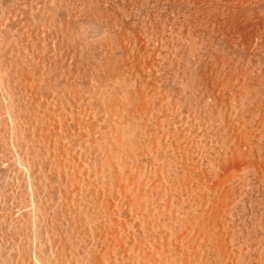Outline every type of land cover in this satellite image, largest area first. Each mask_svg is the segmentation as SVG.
Here are the masks:
<instances>
[{
	"label": "bare ground",
	"instance_id": "bare-ground-1",
	"mask_svg": "<svg viewBox=\"0 0 264 264\" xmlns=\"http://www.w3.org/2000/svg\"><path fill=\"white\" fill-rule=\"evenodd\" d=\"M115 2V0H112ZM123 1V0H122ZM126 0H124L123 2H125ZM132 1V0H131ZM139 1V0H137ZM142 1V0H140ZM146 2H150L148 0H145ZM154 1V0H153ZM167 1V0H166ZM169 1V0H168ZM229 1V0H228ZM244 1V0H243ZM242 1V2H243ZM246 1V0H245ZM257 1V0H255ZM8 3V4H5ZM21 1L20 0H0V14H1V17L3 18L4 16H2L3 14L2 13H5L6 14V11H7V15H5V18L6 17H9L8 14L10 13L11 14H14L15 16L16 15H26L28 16V20L31 18V25L28 26L30 24V21L28 22L27 19V25L26 27L28 26V30L27 31H24L26 28L24 27V29H22L24 31V34L23 32L21 33V31H19V37L21 36V38L18 37V39H16L15 37L12 38V36H14V31H13V35H10V38L7 40V42H4L3 43V39L1 38V36L3 35L4 36V33L2 35H0V114L2 116V113H4L2 117L3 118V122L2 124L0 123V127L2 125V127L4 126V124L7 125V128H10L11 127V131L8 133V134H12L14 133V135L18 132L17 130L20 125V123L23 122V118L24 116H26V114L24 115L23 112L25 113H28L27 115H30L32 117H35L33 118L34 120L36 119V123L39 125L40 127V130H42V128L45 129V136H46V142L49 144L51 142H53L52 144V149H49L50 150V153L53 152L52 154V158L53 160L55 159V157H58V155L55 153V151H58L59 148H61L62 146V141L64 140H60V138L62 137L59 132H57L60 128L62 127L64 124H67V123H72L71 121H75L78 123L81 124V122L83 121H80V119L78 117H75L73 114L72 116H74L73 118H69L68 116V113H73L75 110V106L78 105V100L80 99L79 97H82L80 93L78 96V100L76 98L77 94H78V90L77 88L81 86V83L83 82L82 78H80L82 76V65H84L85 63L87 64V67L84 68L86 69V76L89 75L91 77V79H89V76H88V81H89V87H88V91L86 92L88 94V101L89 103H93L95 101V97L97 100L98 99V96L101 95L99 94L98 95V92L100 93L102 91V89H100L101 87L103 88L104 86L103 83L99 82L101 87L97 88L99 90H96V87L97 84H96V77L99 78L97 76V74L99 73L98 69L99 66L101 67L102 65V68L105 67L106 71H105V74H106V77L108 78V80L110 81H113L111 82L112 84L109 85V82L107 81V79H105V84H107L108 88L105 89V87L103 89H105L103 92H104V95H101V101L107 96L109 95H112L113 94H116V95H112L113 98L116 97V101L114 102V104L112 103L114 101V99L112 98H108L113 100L111 102V100H109L111 102V107L115 109L116 108V111L114 112V114L117 116L118 118H121V123L124 122V125L121 123H116V121L118 120H115L114 117H116L115 115H112L113 117L109 120V122H107V126H106V130L105 131H109L107 133H105V131L101 134V137H98L97 138L95 137L96 134H92L94 135V139L92 137V140L93 141V144H92V150L91 152H95L94 154V161L96 164H98V162L102 161V164L100 162V165L101 166H98V165H92L89 161V164H91V169L87 167V165L85 164H82L81 165L79 164L80 162L78 160H76L75 158L77 157H74L73 159H75L73 163H69L68 165L66 164L65 166L62 165V167H64L63 169L60 168L61 166H59V168L61 169V172H59L58 174H60L62 177V179L65 181V178L63 177L62 173L64 175H66L65 177L68 179H66L68 182L64 183V186L67 185L68 189L66 188V193L68 194V192L70 193L69 196L71 195L72 197H68L70 198L69 201H72L73 202V205L71 208H74L76 214H78V217L75 216L76 214H70V216H75V218L77 217L78 220L83 223L84 227H85V230L86 231H90L89 234L88 232L85 231V237L87 236L86 233L89 235L88 237H93L92 241L94 243L93 244H90L92 249H90V245L88 246L89 250L85 248L86 251H82L80 252L79 254H83L86 252V255H80L81 256V259L82 260H79L78 257H75L74 259H78V263L76 264H118V260L121 259L123 260L121 262V264H264V243H262V246L260 248V252H258V250H255L253 249L254 246H256V244H252V252L257 251V253H259V256H253L252 252L249 257H250V261L248 260L249 258H247V263L244 261V263H241V251L242 250H239L241 248V246L237 247L236 244H237V239H235V236L237 234L234 233V221L235 219L239 216H237V212H235V208L237 207L236 203L238 201H240V198L242 200V198L244 197L243 194H242V191L243 190H246V186L250 183H248L246 185L247 182H250L249 180L251 178V181L254 180V182H256V177H257V182L261 184V182L264 184V159H260V160H263V161H260V160H256L258 157H256V155L254 154L255 152L253 151L256 147L255 144H257L258 142L254 143L253 140H252V136L251 134L249 133H246L245 131H241L244 126L243 124H241V119L239 117L236 118V115H235V112L237 111V107L236 109L234 110V106L236 105H231L230 109L229 107H227L228 111L226 113H228L227 115L230 116V117H227V118H230L229 119V124L232 123L231 125V128L232 130L231 133H233V129L235 130L234 132V135L236 133V135L232 138V141L234 139L235 143H232L234 144V146L231 148V151L230 150H226V151H230V152H226L224 154H220L218 159L217 158V155L220 151H217L218 153L214 156L215 158H212L213 156L212 155H209V151L208 153H206V149L205 150H193V148H191L192 146L194 147V145L190 144V141L188 144L184 143V140L183 138L184 137H181V135H179L178 132H181L179 130H182V129H179L180 125L178 126V122L179 120H177V123H176V119H175V115L172 116L171 114H174V113H179V109L173 113V109H172V106L174 107L175 105H173L171 103V97L169 95H164V91H162V94L160 93V95L158 94L159 91H157L156 93L157 94H154L155 93V89H156V85L158 86V84H154L155 80L153 81V88L151 90L154 89V92L150 93L148 92V90L146 89V85L147 82V76L145 75V73L143 74V72L146 70H144L143 72H141V70L139 69L137 72H141L139 74L134 73V77H131L128 79V77H126L128 80H129V83L126 87H120L117 83L118 79H116L117 77H120V75H124L123 73L125 71H123L125 69V66L126 65H130V64H138L137 62L139 61V63H142L143 60H148V58L146 59L145 57V54H143V50L141 49L142 46H144V44L146 45V43H151V42H155V39H153V37L155 36V34L147 37V38H143V36H141L139 34V30L140 28L138 29H131V26L128 27L129 25V16L131 17V15H127L128 13H132L134 12V10L132 12H129L126 13L124 12V8L123 6L125 7V5H122V8H123V12L122 14H126V15H123L124 17H122V19L120 18H116L117 16L115 15V18H114V14L115 12L114 11V3L111 2L110 0H22V2L20 3ZM121 2V1H120ZM145 2V3H146ZM173 2V1H172ZM227 2V1H226ZM233 2V1H232ZM240 2V1H239ZM117 3H118V7H120L121 5L119 4L118 0H117ZM117 3L115 2L116 6H117ZM122 3V2H121ZM130 3V2H129ZM143 4L144 3V0L141 2ZM154 3V2H153ZM153 3L151 5H153ZM203 3V2H202ZM217 3V2H216ZM231 3V2H230ZM238 3V1H236V3L233 4V7L234 9H236L235 5ZM244 3V2H243ZM249 3V2H248ZM128 5V3H125ZM134 4V3H133ZM139 4V3H138ZM137 3L135 5H138ZM158 3L156 2L155 5H157ZM165 4V3H164ZM182 4V3H181ZM204 4V3H203ZM210 4V3H209ZM227 4V3H225ZM240 4V3H239ZM242 4V3H241ZM257 4V3H255ZM120 5V6H119ZM126 5V6H127ZM132 5V4H131ZM142 6V4H140ZM139 5V6H140ZM155 5L153 7H155ZM171 5V4H170ZM193 5V4H192ZM195 5V4H194ZM243 5V4H242ZM246 5V4H245ZM250 5V4H249ZM252 5V4H251ZM115 6V7H116ZM133 6V5H132ZM131 6V7H132ZM159 6V5H157ZM156 6V7H157ZM162 6V5H161ZM166 6V5H165ZM196 6V5H195ZM206 6V5H205ZM229 6V5H228ZM227 6V8H228ZM241 6V5H240ZM239 6V7H240ZM254 6V5H253ZM251 6V7H253ZM259 6V5H258ZM128 7V6H127ZM146 7V6H145ZM148 7V5H147ZM146 7V8H147ZM152 7V6H151ZM154 9L153 11H155L156 8H153ZM164 7V5L162 6ZM224 7V6H223ZM232 7L231 10H233V12L235 13L236 11V14H233L231 11H227L230 15L227 14L225 15L223 13V15L225 16H228L229 18H227V20H223L221 19L222 21H219L220 23V26H222L221 28L223 29V31H225V36H226V32L229 33V35L231 36L230 40L228 41H231V42H234V39H239L238 38V33L237 32H243L245 30L249 31L250 29H252L254 26H257V22H256V17L254 18V16H252L251 18H249L248 16H250L248 14V16L246 17L245 15H243L242 13H240L238 11V9L234 10ZM238 7V8H239ZM249 7V6H248ZM114 8V9H113ZM117 8V7H116ZM130 8V7H129ZM128 8V9H129ZM144 8V7H143ZM171 8V7H170ZM193 8V7H192ZM204 8V7H203ZM217 8V7H216ZM219 8V7H218ZM226 8V5L225 7ZM226 8V9H227ZM231 7H229V10H230ZM121 9V8H120ZM119 9V11L121 12V10ZM127 9V8H125ZM127 9V10H128ZM137 9V8H136ZM141 9V8H140ZM139 9V10H140ZM158 9V8H157ZM165 9V8H164ZM180 9V7H179ZM198 9V8H197ZM209 9V8H208ZM246 9V8H244ZM258 9V8H257ZM261 9V8H259ZM113 10V11H112ZM145 10H149V9H145ZM168 10V9H167ZM185 10V9H184ZM192 10V9H191ZM195 10V9H194ZM203 10V9H202ZM222 10V9H221ZM228 10V9H227ZM242 10H243V6H242ZM241 10V11H242ZM250 10L252 11V9L250 8L249 11H248V8L246 9V11L249 13ZM116 11V9H115ZM131 11V10H130ZM152 11V10H151ZM150 11V12H151ZM177 11V10H176ZM190 11V9H189ZM225 11V10H224ZM245 11V10H244ZM260 11V10H259ZM262 11V10H261ZM113 12V13H111ZM140 12V11H139ZM144 12V11H143ZM148 12V11H147ZM174 12V10H173ZM179 12V10H178ZM223 12V11H222ZM231 12V14H230ZM142 13V11H141ZM149 13V12H148ZM156 13V11H155ZM162 13V12H161ZM259 13V12H258ZM113 14V15H112ZM117 14V13H116ZM120 14V13H119ZM118 14V15H119ZM137 14V12H136ZM139 14V13H138ZM144 14V13H143ZM167 14V12H166ZM172 14V13H171ZM199 14V12H198ZM215 14V13H214ZM220 14V13H219ZM254 14V13H253ZM262 14L264 15V13L262 12ZM260 14V16L262 15ZM19 15V16H20ZM146 15V13H145ZM150 16V14H148ZM147 15V16H148ZM156 14H154V16H156ZM193 15V14H192ZM252 15V13H251ZM120 16V15H119ZM152 16V14H151ZM169 17V15H167ZM190 16V15H189ZM203 16V15H202ZM210 16V15H209ZM208 16V17H209ZM13 17V16H12ZM17 17V16H16ZM14 17L15 19H17V21L19 20L18 17L16 18ZM21 17V16H20ZM19 17V18H20ZM30 17V18H29ZM106 17V18H105ZM146 17V16H145ZM158 17V16H157ZM188 17V15L186 16ZM185 17V18H186ZM2 18H1V21H2ZM13 18V20H14ZM58 20H57V19ZM132 18V17H131ZM130 18V19H131ZM135 18V17H134ZM165 18V17H164ZM182 18V17H181ZM184 18V17H183ZM196 18V17H195ZM200 18V16H199ZM207 18V17H206ZM221 18V17H220ZM219 18V19H220ZM224 18V17H223ZM262 18V17H260ZM9 18H7L6 20H8ZM23 18L21 17L20 20H22ZM111 19V21H110ZM113 19V20H112ZM126 19V21L124 20ZM133 19V18H132ZM140 18H138L139 20ZM151 19V18H150ZM158 19V18H157ZM161 19V18H160ZM55 20H57L58 22V25L55 23ZM142 20V19H140ZM144 20V18H143ZM142 20V21H143ZM154 20V19H153ZM175 20V19H174ZM178 20V19H177ZM0 21V22H1ZM7 21H4L7 23ZM16 21V22H17ZM128 21V22H127ZM157 21V20H156ZM187 21V20H186ZM190 21V20H189ZM11 21H9L10 23ZM14 22V21H13ZM25 22V21H24ZM130 22H132L130 20ZM144 22V21H143ZM147 22V21H145ZM144 22V23H145ZM150 22V21H149ZM168 22V21H167ZM197 22V21H196ZM216 21H214L215 23ZM34 23L36 26H34ZM134 23V22H133ZM142 23V22H141ZM140 23V25H142ZM152 23V22H151ZM157 23V22H156ZM155 23V24H156ZM163 23V22H162ZM170 23V22H168ZM181 23V22H180ZM184 23V22H183ZM186 23V22H185ZM199 23V22H198ZM208 23V22H207ZM2 24V23H1ZM154 24V25H155ZM187 24H188V21H187ZM213 24V23H212ZM4 25V24H3ZM1 25V26H3ZM9 25V24H8ZM24 25V24H23ZM38 25V26H37ZM131 25V24H130ZM133 25V24H132ZM147 24H145L146 26ZM151 25V24H150ZM164 25V24H163ZM174 25V24H172ZM192 25V24H191ZM199 25V24H198ZM6 26V25H5ZM12 26H15L12 25ZM10 26V27H12ZM19 26V24H18ZM136 26V24H135ZM139 26V24H138ZM144 26V27H145ZM181 26V25H180ZM215 26V24H214ZM22 27V26H21ZM22 27V28H23ZM140 27H143V26H140ZM152 27V26H151ZM154 27V26H153ZM165 27V26H163ZM182 27V26H181ZM194 27V26H193ZM201 27V25H200ZM216 27V26H215ZM1 28V27H0ZM7 28V27H6ZM14 28V27H13ZM16 28H17V25H16ZM146 28H148L146 26ZM158 28V27H157ZM189 28V27H188ZM191 28V27H190ZM199 28V27H198ZM205 28V27H204ZM208 28V27H207ZM206 28V30H207ZM210 28V27H209ZM264 28V27H263ZM3 29V27H2ZM131 29V31L129 30ZM154 29V28H153ZM161 29V28H160ZM195 29V28H194ZM201 29V28H200ZM220 29V28H219ZM249 29V30H248ZM258 29V28H257ZM4 30V29H3ZM6 30V29H5ZM4 30V31H5ZM11 30V29H10ZM16 30V31H17ZM142 30V28H141ZM144 30V29H143ZM148 31V29H146ZM157 30V29H156ZM182 30V29H180ZM193 30V29H192ZM212 30V28H211ZM214 30V29H213ZM212 30V31H213ZM218 30V29H217ZM216 30V31H217ZM256 28L252 31L255 32ZM260 30V29H259ZM9 32V30H7ZM17 31V32H18ZM152 31V30H151ZM158 31V30H157ZM165 32V30H162ZM167 31V30H166ZM172 31V34H173V29L171 30ZM175 31V30H174ZM187 31V30H186ZM190 31V30H189ZM194 31V30H193ZM198 31V30H197ZM203 31V29H202ZM210 31V30H209ZM208 31V33H209ZM215 31V30H214ZM246 31V32H247ZM11 32V31H10ZM16 32V33H17ZM142 32V31H140ZM144 32V31H143ZM176 32V31H175ZM174 32V33H175ZM178 32V30H177ZM191 32V31H190ZM195 32V31H194ZM221 32V30H220ZM251 32V30H250ZM259 32V31H258ZM257 32V33H258ZM2 33V31L0 32V34ZM48 34L50 33V37H47L46 38H50V39H46V38H43L45 36H43V34ZM149 33V32H148ZM153 33V32H152ZM159 33V32H158ZM171 33V32H170ZM252 33V32H251ZM256 33V32H255ZM8 34V33H6ZM10 34V33H9ZM18 34L16 36H18ZM151 34V33H150ZM161 34V33H160ZM179 34V33H178ZM205 34V33H203ZM214 34V33H213ZM144 35V34H143ZM145 35L148 36L145 32ZM168 35V34H167ZM171 35V34H169ZM168 35V36H169ZM175 37L176 35L173 34ZM190 35V36H189ZM189 38L191 37L192 34L189 33ZM215 35V34H214ZM222 35V34H221ZM228 35V36H229ZM237 35V36H236ZM240 35V34H239ZM250 35V34H249ZM256 35V34H255ZM258 35V34H257ZM24 36V37H23ZM158 34V39L162 36H160ZM166 36V35H165ZM172 36V35H171ZM180 36L181 33H180ZM179 36V37H180ZM205 36V35H203ZM208 36V35H207ZM206 36V37H207ZM224 36V37H225ZM226 36V38L228 37ZM236 36V37H235ZM260 36V35H259ZM258 36V37H259ZM7 37V36H6ZM23 37V38H22ZM156 37V36H155ZM170 37V36H169ZM183 37V36H182ZM201 37V36H200ZM212 37V36H211ZM235 37V38H234ZM241 37V35H240ZM257 37V36H255ZM263 37V36H262ZM164 38V39H163ZM167 37H162L160 40H167L165 39ZM193 38V36L191 37ZM195 38V37H194ZM202 38V37H201ZM200 38V39H201ZM222 38V37H221ZM13 42V40H15ZM52 39V41H51ZM158 39L157 40V43H158ZM169 39V38H168ZM173 40L171 41H174L175 38H171ZM187 40V38H185ZM204 39V38H202ZM201 39V40H202ZM220 39V38H219ZM218 39V40H219ZM228 39V38H227ZM226 39V40H227ZM236 39V42L238 43L239 41ZM241 39V38H240ZM11 40L12 44L10 43ZM45 40L47 41V44L45 45ZM51 42H49V41ZM163 44L166 43L165 41H163ZM170 40V39H169ZM177 40V39H176ZM175 40V42H177ZM183 40V39H182ZM185 40V41H186ZM191 40V39H189ZM254 40V39H253ZM258 40V39H257ZM264 40V39H263ZM261 40V41H263ZM148 41V42H147ZM192 41V40H191ZM195 41V40H194ZM211 41V40H210ZM225 41V40H224ZM49 42V44H48ZM160 42V43H162ZM184 42V41H183ZM205 41L202 40V45L205 44L204 43ZM223 42V41H221ZM230 42V43H231ZM52 43V44H51ZM169 43V41L167 42ZM182 43V42H181ZM188 45H189V42H187ZM195 43V42H194ZM201 44V42H199ZM208 43V41H207ZM218 43V41H217ZM224 43V42H223ZM4 44V45H3ZM11 44V46H7V45ZM53 45L54 44V47L53 46H48V45ZM153 44V43H152ZM151 44V45H152ZM155 44V43H154ZM170 44L174 45L176 43H171ZM178 44L180 46H182L179 42ZM177 44V45H178ZM209 44V43H208ZM212 46H214L215 44L212 42L211 43ZM227 44V42H226ZM235 44V43H234ZM233 44V45H234ZM255 44V43H254ZM158 45V44H157ZM156 45V46H157ZM178 45V46H179ZM185 45V44H184ZM183 45V46H184ZM192 45V43H191ZM197 45V44H196ZM195 45V47H196ZM206 45V44H205ZM218 45V44H217ZM222 45V44H221ZM256 45V44H255ZM262 45V44H261ZM4 46V47H3ZM5 46H7L8 48H6ZM150 46V45H149ZM153 46V45H152ZM155 46V45H154ZM171 46V45H169ZM176 46V45H175ZM173 46V47H175ZM187 46V45H186ZM185 46V47H186ZM190 46V45H189ZM198 46V45H197ZM227 46V45H226ZM245 46V45H244ZM258 46V45H257ZM52 48V49H49ZM147 47V46H146ZM144 47V48H146ZM172 47V46H171ZM172 47V48H173ZM184 47V48H185ZM200 47V46H199ZM202 47V46H201ZM217 47V46H216ZM234 47V46H233ZM253 47V46H252ZM262 47V46H261ZM168 48V47H167ZM179 48V47H178ZM181 48V47H180ZM206 48V47H205ZM210 46L207 48L209 49ZM212 48V47H211ZM223 48V47H222ZM230 48V47H229ZM245 48V47H244ZM249 48V46H248ZM149 49V47H148ZM157 49V47H156ZM177 49V48H176ZM187 49V48H185ZM191 49V48H190ZM197 49V48H196ZM200 49V48H199ZM242 49V48H241ZM52 50V51H50ZM142 50V51H141ZM179 50V49H178ZM194 50V49H193ZM201 50V49H200ZM203 50V49H202ZM206 49H204L203 52H206L205 51ZM229 50V49H228ZM251 50V49H250ZM263 50V48H262ZM160 51V50H159ZM183 51V50H182ZM187 50H185V52L183 53H186ZM191 51V50H190ZM216 51V50H215ZM227 51V50H226ZM231 51V50H230ZM5 52H8L7 54ZM143 52V53H141ZM176 52V51H175ZM193 52V51H192ZM200 52V51H199ZM198 52V53H199ZM245 52V51H244ZM191 53V52H189ZM188 53V54H189ZM197 53V54H198ZM209 53V51H208ZM212 53V52H211ZM211 53L209 55H211ZM243 53V52H241ZM6 54V55H5ZM144 55L143 57L145 58H141L142 55ZM154 54V53H153ZM169 54H171L169 52ZM175 54V53H173ZM180 54V53H179ZM193 54V53H191ZM196 54V56H197ZM200 54V53H199ZM229 54V52H228ZM244 54V53H243ZM263 54V53H262ZM155 55V54H154ZM158 55V54H157ZM177 55V52L176 54ZM187 55V54H186ZM185 56V60L187 59ZM194 55V54H193ZM192 55V56H193ZM202 55V54H201ZM207 55L206 54V58H207ZM213 55V54H212ZM152 56V55H151ZM150 56V58H151ZM162 57V55H160ZM165 56V55H164ZM182 56V55H181ZM180 56V57H181ZM191 56V55H190ZM189 56V57H190ZM199 56V55H198ZM229 56V55H228ZM176 57V56H175ZM209 57V56H208ZM241 56H239L240 58ZM260 57V56H259ZM176 58H179V57H176ZM203 58V56L201 57ZM206 58L204 57V59L206 60ZM245 58V57H244ZM143 59V60H142ZM164 59V58H163ZM182 59V58H181ZM191 57L190 59V62H191ZM200 59V58H199ZM196 58V60H199ZM223 59V58H222ZM260 59V58H259ZM158 60V59H156ZM173 60V59H172ZM180 60V59H179ZM178 60V61H179ZM184 60V61H185ZM203 60V59H202ZM203 60V62L205 61ZM209 60L210 57H209ZM141 61V62H140ZM144 61V63H145ZM151 60H149V63H150ZM154 61V59H153ZM174 61V60H173ZM177 61V62H178ZM181 61V60H180ZM187 61V60H186ZM185 61V62H186ZM195 61V60H194ZM263 61V60H262ZM88 62V63H87ZM171 62V61H170ZM210 62V61H209ZM233 62V61H232ZM264 62V61H263ZM83 63V64H81ZM116 63H120L121 65V68H123L122 72L120 74H116V72L118 71L119 72V69H113V67H115L116 65L114 64ZM148 63V61H147ZM174 63V62H173ZM176 63V62H175ZM179 63V62H178ZM183 63V62H181ZM188 63V62H187ZM231 63V62H230ZM97 64H99V66H96ZM101 64V65H100ZM112 64V65H111ZM151 64V63H150ZM154 64V63H153ZM156 64H161V63H156ZM170 64V63H169ZM193 64V63H192ZM264 64V63H263ZM114 65V66H113ZM144 65V64H143ZM166 65V64H165ZM187 65V64H186ZM203 65V64H202ZM201 65V66H202ZM205 67H206V63L204 64ZM204 65L202 67L199 66V62H198V66L196 64V67L200 68L201 70H199L200 74H199V77H198V74L196 77H190L192 78L191 80H189L190 82L193 81V79L195 78V80L198 81V87H196L197 89L200 88L202 89V91L200 90V93L202 92L203 94L206 93L205 96L207 98V102L210 101L211 103H206V101H204L207 106L209 104V107H210V104H212L214 106V103L216 102V106L215 109L219 107V109L221 108V112H225V104L226 102H223L224 100V96L225 94L223 93V91L225 92V90H223L222 88V85H219L220 83L216 82L217 80L213 81V78H212V81L217 83V85H215V87L213 86V82L212 84L209 83L210 80H211V76L209 74H207V71L204 67ZM223 65V64H222ZM228 65V64H227ZM58 66H61L62 69H60L59 71V68ZM89 66H92L90 67L89 69ZM111 68H109V67ZM131 66V65H130ZM134 66V65H133ZM151 66H153L151 64ZM179 66V64H178ZM177 66V67H178ZM189 64H188V70H191L189 69ZM81 67V68H80ZM118 67V66H116ZM135 67V66H134ZM141 67H144V66H141ZM161 67V66H160ZM171 67V66H170ZM193 67V66H190V68ZM195 67V68H196ZM129 68V67H128ZM196 68V69H197ZM207 68V67H206ZM232 68V66H231ZM109 69V70H108ZM176 69V68H175ZM184 69V68H183ZM194 69V71L196 70ZM209 69V68H208ZM89 70V71H88ZM103 71V69H101ZM112 70V71H111ZM114 70V72H113ZM117 70V71H116ZM158 70V69H157ZM165 70V69H164ZM184 70H187V69H184ZM261 70V69H260ZM264 70V69H263ZM97 71V72H96ZM149 71H150V68H149ZM148 71V72H149ZM159 71H162V70H159ZM180 71V70H178ZM84 72V70H83ZM104 72V71H103ZM152 73V71H150ZM184 72V71H183ZM197 72V73H199ZM222 72V71H221ZM260 72V71H259ZM85 73V72H84ZM128 73V72H127ZM131 73V72H130ZM129 73V74H130ZM158 73V71H157ZM176 73V72H174ZM190 73H194V72H191ZM196 73V72H195ZM225 73V72H224ZM104 74V76H105ZM126 74V72H125ZM153 74V73H152ZM160 74V73H158ZM164 74V73H163ZM185 74V72H184ZM188 74V73H187ZM232 73H230L231 75ZM261 74V73H260ZM102 75V74H101ZM101 75H99L100 77H102ZM117 75V76H116ZM156 75V74H155ZM182 76H185L183 75V73L181 74ZM194 75V74H193ZM209 75V77H208ZM233 75V74H232ZM115 76V77H114ZM126 76V75H125ZM130 76V75H129ZM150 76V75H148ZM159 76V75H158ZM156 76V77H158ZM161 76V75H160ZM178 76V74H177ZM234 76V75H233ZM236 76V75H235ZM239 76V75H237ZM236 76V78H237ZM247 76V74H246ZM245 76V77H246ZM105 77V78H106ZM151 77V76H150ZM169 77V76H168ZM198 77V78H197ZM223 77V76H222ZM257 77V76H256ZM63 80H62V79ZM103 78V77H102ZM177 78V77H176ZM181 78V77H180ZM226 78V77H225ZM240 78V77H239ZM80 79V80H79ZM82 79V80H81ZM104 79V78H103ZM120 79V78H119ZM162 78H160L161 80ZM247 79V78H246ZM245 79V81H246ZM262 79V78H261ZM53 80L57 81L56 83L58 84L59 82L62 83V81L66 82L67 84H69V86L67 85L66 86V83H62L61 85H65L66 87H73L72 89H74V95H75V98H71L70 99V104H65L61 103V105L58 107L59 109L56 110L55 106H58L56 104H58L57 102H59L61 99H59L60 97V93L57 94L58 90H59V86L60 85H57L55 84V81L52 82ZM61 80V81H59ZM102 80V79H100ZM125 80V79H124ZM123 80V81H124ZM153 80V79H152ZM168 81V79H166ZM175 80H178V79H175ZM181 83L183 85V88L186 89L185 87L189 88L190 86V82L188 81H185L184 79H181ZM195 80L193 82H195ZM224 80V79H223ZM233 80V79H232ZM264 80V78L262 79V81ZM81 81V82H80ZM148 81V80H147ZM172 81V80H171ZM170 81V82H171ZM180 82V80H178ZM177 81V83H178ZM196 81V82H197ZM235 81H238V80H235ZM259 81V80H258ZM261 81V82H262ZM80 82V84H79ZM98 82V81H97ZM107 82V83H106ZM163 82H164V79H163ZM174 82V80H173ZM172 82V83H173ZM240 82V81H239ZM88 83V82H87ZM84 82V84H87ZM124 83V82H122ZM156 83H159V82H156ZM161 83V82H160ZM165 83V82H164ZM168 83V82H167ZM175 83V82H174ZM176 83V85H177ZM189 83V85H188ZM225 83V81H224ZM223 83V84H224ZM228 83V82H227ZM236 83V82H235ZM245 83V82H244ZM54 84V85H53ZM120 84V83H119ZM127 84V83H126ZM180 83H178L179 85ZM194 83H192L191 85H193ZM211 84L212 87H209V85ZM233 84V83H232ZM257 84V83H256ZM57 85V86H55ZM80 85V86H79ZM160 85V84H159ZM163 85V83H162ZM161 85V87H162ZM171 85V83L169 84ZM174 84H172L171 86H173ZM181 85V84H180ZM181 85V87H182ZM196 84H194L195 86ZM242 85V84H241ZM240 85V87H241ZM260 85V84H259ZM64 86V87H65ZM84 86H87V85H84ZM106 86V87H107ZM149 86V88H150ZM155 86V87H154ZM189 86V87H188ZM194 86H191L190 89H192ZM224 86V85H223ZM230 86V85H228ZM239 86V85H238ZM244 86V85H243ZM242 86V87H243ZM56 87V88H55ZM63 87V86H62ZM160 87V86H159ZM158 87V88H159ZM163 87H165L163 85ZM162 87V88H163ZM168 87V86H167ZM176 86H174L175 88ZM179 87V86H177ZM225 87V86H224ZM231 87V86H230ZM247 86H244V88H246ZM256 87V86H255ZM68 88V89H69ZM157 88V90H158ZM254 88V87H253ZM263 88V87H262ZM58 89V90H57ZM64 89V88H63ZM67 89V88H66ZM86 89V88H85ZM188 89V90H190ZM195 89V88H193ZM192 89V90H193ZM231 89H233L231 87ZM71 90V89H70ZM69 90V91H70ZM147 90V91H146ZM150 90V91H151ZM189 91L190 93H193L194 91ZM248 90V89H247ZM63 91V90H62ZM60 90V92H62ZM83 91V90H82ZM81 91V92H82ZM86 90H84V93H85ZM196 91V90H195ZM198 91V90H197ZM243 91V90H242ZM260 91V90H259ZM264 91V90H262ZM199 92V91H198ZM197 92V93H198ZM246 92V90H245ZM248 92V91H247ZM63 93V92H62ZM72 90H71V94H72ZM166 93V92H165ZM201 93V94H202ZM229 93V92H228ZM231 93V92H230ZM251 93V92H250ZM249 93V94H250ZM255 93V92H254ZM261 93V92H260ZM87 94H84V95H87ZM107 94V95H105ZM184 94V92L182 93ZM187 95V91L185 93ZM195 94V93H194ZM194 94H191L192 96ZM202 94V95H203ZM227 94V93H226ZM257 94V92H256ZM56 95V96H54ZM159 95V96H158ZM176 95V94H175ZM191 95H187V99H185L184 102H186V100H188V96L190 97ZM198 96L199 93L197 94ZM197 95H194L195 97H197ZM200 96L199 98L200 99H195L194 98V101L195 100H199L200 102H202L201 100V97L203 98V96ZM231 95V94H230ZM233 95V94H232ZM236 95V93H235ZM234 95V96H235ZM238 95V94H237ZM236 95V96H237ZM244 95H246L244 93ZM258 95V94H257ZM257 95H254V97L256 98ZM104 96V98H103ZM181 96V95H179ZM193 96V97H194ZM229 96V95H228ZM233 96V97H234ZM240 99H241V93H240ZM237 96V97H239ZM250 95H248L249 97ZM252 96V95H251ZM59 97V98H58ZM71 97V96H70ZM74 97V96H73ZM100 97V96H99ZM111 97V96H110ZM236 97V98H237ZM248 97L246 99V96L244 98V100L246 99L247 102H248ZM252 97V98H254ZM259 97V96H258ZM264 98V96H262ZM85 97V99H87ZM105 98V100H106ZM175 98V97H174ZM250 98V97H249ZM254 98V99H255ZM262 98V99H263ZM73 99L75 100V102L77 103H74L73 102ZM82 99L81 98V101L79 100V103L81 102L82 103ZM173 99V98H172ZM180 99V97H179ZM193 99V98H191ZM204 99V98H203ZM233 99V98H232ZM231 99V100H232ZM261 99V98H260ZM94 100V101H93ZM97 100H96V103H97ZM175 100V99H174ZM176 100H178V98H176ZM243 100V98L241 99ZM253 100V99H252ZM86 100H84L85 102ZM86 101V102H88ZM173 101V100H172ZM179 101V100H178ZM177 101V102H178ZM191 101V100H190ZM189 101V102H190ZM193 101V102H194ZM198 101V102H199ZM228 101V99H227ZM234 102L235 99H233ZM233 101H231L233 103ZM251 101V98L249 100V102ZM260 101V100H259ZM68 102V101H66ZM83 102V103H84ZM85 102V104H86ZM176 102V103H177ZM182 102V100H181ZM188 102V101H187ZM192 102V101H191ZM190 102V104L192 105V103ZM214 102V103H213ZM229 102V101H228ZM245 102V101H244ZM244 102H240L239 103H243ZM80 103V104H81ZM82 103V104H83ZM88 103V105H89ZM103 103V102H101ZM109 104V102H107ZM174 103V102H173ZM197 101L194 103L196 105ZM230 103V102H229ZM263 103V102H262ZM60 104V102H59ZM75 104V105H74ZM80 104L78 105V107L80 106ZM81 104V106H83ZM84 104V105H85ZM94 104V105H93ZM91 104V107L92 109L91 110H88L90 112L87 113V115H92V111H94L95 109L93 108L96 104L95 102ZM98 104H100L98 102ZM113 104V105H112ZM182 104V103H181ZM186 104V103H185ZM206 104H203L206 106ZM237 104V102H236ZM261 104V102H260ZM259 104V105H260ZM55 105V106H54ZM74 105V109H73V106ZM93 105V106H92ZM102 105L106 106L105 103H103ZM101 105V106H102ZM179 105V104H178ZM183 105V104H182ZM187 105V104H186ZM227 105V104H226ZM230 105V104H229ZM251 105V104H250ZM255 105V104H254ZM263 105V104H262ZM100 106V105H99ZM98 106V108H99ZM108 106V105H107ZM110 106V105H109ZM108 106V108H109ZM185 106V105H184ZM189 106V105H188ZM194 106V105H193ZM203 106L202 109H206V107ZM223 108H222V107ZM233 106V107H232ZM244 106V105H243ZM241 106V107H243ZM84 107V106H83ZM97 107V106H96ZM95 107V108H96ZM178 107V106H176ZM175 107V108H176ZM199 107V106H198ZM198 107H195V108H198ZM202 106H200L199 108L201 109ZM246 107V106H245ZM250 107V106H249ZM55 108V110H54ZM85 108V107H84ZM83 108V109H84ZM87 108V106H86ZM88 108V109H89ZM96 108V109H98ZM101 108V107H100ZM99 108V109H100ZM194 108V107H193ZM212 106H211V109L212 110ZM244 108V107H243ZM259 108V107H258ZM3 109V110H2ZM77 109V108H76ZM105 109V107L103 108ZM102 109V111H103ZM110 109V108H109ZM189 109V108H188ZM216 109V110H217ZM224 109V110H223ZM240 110V108H238ZM245 109V108H244ZM250 109V108H249ZM256 109V108H255ZM79 110H82L81 107ZM191 110V109H190ZM208 110V109H207ZM209 110V111H210ZM239 110L237 111V113L239 112ZM243 110V109H241ZM240 110V112H241ZM248 110V109H247ZM4 111V112H2ZM86 111V110H85ZM84 112V114L86 115V112ZM170 111L172 112L170 115L172 116V119L174 117V121L170 118V120L173 121V126H172V129H171V126L169 127L168 125H171L169 123L171 122H168V127L164 124H166V121L168 120L166 118L167 115H169L168 113H170ZM181 111V109H180ZM185 111V110H184ZM188 111V110H187ZM193 111V110H192ZM195 111V109H194ZM202 111V110H201ZM199 111V113L201 112ZM215 110H213L214 112ZM220 111V110H219ZM218 111V113H219ZM76 112V111H75ZM74 112V113H75ZM77 112H78V109H77ZM76 112V113H77ZM81 112V111H80ZM82 112V113H83ZM104 112V111H103ZM105 112H110V110L107 111V109H105ZM196 112H198L196 110ZM204 112V111H203ZM203 112L201 113V116L203 115ZM208 112V111H207ZM246 112V111H245ZM244 112V113H245ZM251 112V111H250ZM253 112H254V109H253ZM181 113V112H180ZM179 113V114H180ZM188 113V112H187ZM212 113V112H211ZM236 113V114H237ZM247 113V112H246ZM256 113V112H255ZM260 113V112H259ZM264 113V112H263ZM103 114V113H102ZM167 114V115H166ZM195 114V113H194ZM204 114H206V111L204 112ZM222 114V113H221ZM240 114V113H239ZM243 114V113H242ZM71 115V114H70ZM107 116L109 115L106 114ZM105 115V117H107ZM182 115V113H181ZM188 115V114H187ZM199 115V114H198ZM220 115V114H218ZM244 115V114H243ZM242 115V117H243ZM81 116V115H80ZM177 116V114H176ZM180 116V115H179ZM177 116V117H179ZM191 116V115H190ZM211 117V114L208 115ZM216 116V114H215ZM222 116V115H221ZM220 116V117H221ZM237 116H240V115H237ZM257 116V115H256ZM32 117L31 120H32ZM109 117V116H108ZM116 117V118H117ZM168 117V116H167ZM182 117V116H180ZM187 117V116H186ZM192 117V116H191ZM21 118V119H20ZM75 118V119H74ZM101 118V117H100ZM99 118V119H100ZM103 118V117H102ZM202 119V117H199V119ZM206 118V117H205ZM204 118V119H205ZM209 118V117H207ZM213 118H216L213 117L210 118V119H213ZM244 118V117H243ZM248 118H250L248 116ZM27 119L28 116H27ZM107 119V118H106ZM124 119V120H123ZM167 119V120H165ZM180 119V118H179ZM187 119V118H186ZM203 119V120H204ZM224 119V117H223ZM246 119V118H245ZM262 119V118H261ZM1 120V119H0ZM21 120V122H19ZM25 120V119H24ZM30 120V119H29ZM30 120V121H31ZM70 120V121H69ZM85 120V119H84ZM92 120L93 119H89ZM104 120V119H103ZM129 120H133V121H129ZM165 120V121H164ZM198 120V119H197ZM209 120V119H207ZM214 120V119H213ZM218 120V119H217ZM257 120V119H256ZM33 121V120H32ZM87 121V119L85 120V122ZM120 121V120H119ZM164 121V122H163ZM182 121V120H181ZM186 122V120H184ZM193 121V120H192ZM195 121V119H194ZM193 121V122H194ZM201 121V120H200ZM205 121V120H204ZM221 121V119L219 120ZM263 121V120H262ZM261 121V122H262ZM26 122V121H25ZM29 122V121H27ZM135 124H131V123H134ZM191 122V121H190ZM196 122V121H195ZM198 122V121H197ZM207 121H205L206 123ZM209 122V121H208ZM212 121H210V124H211ZM214 122V121H213ZM217 122V121H216ZM225 122V121H224ZM244 122V121H243ZM260 122V121H259ZM32 123V122H30ZM89 124V121L87 122ZM129 125L127 126L126 125ZM176 123V124H174ZM180 123V122H179ZM182 123V122H181ZM204 123V122H203ZM204 123V124H205ZM215 123V122H214ZM246 123V122H245ZM244 123V125H245ZM25 124V123H24ZM24 124H22V126H24ZM28 124V123H26ZM35 124V122H34ZM37 124L34 125L37 127ZM83 124L85 123H82V126ZM87 124V125H88ZM96 124V123H95ZM104 125V122L102 123ZM221 124V123H220ZM247 124V123H246ZM263 124V123H262ZM5 125V126H6ZM31 125V124H30ZM72 125V124H71ZM102 125V126H103ZM114 125V127H113ZM132 125V126H130ZM186 125V124H185ZM183 125V126H185ZM208 125V124H207ZM215 125V124H214ZM223 125V124H222ZM228 125V124H226ZM69 126V125H68ZM102 126H100L102 128ZM188 126V125H187ZM199 126V125H198ZM201 126V125H200ZM199 126V127H200ZM206 126V125H205ZM264 126V125H263ZM27 127V126H26ZM64 127H67V126H64ZM76 127V126H75ZM78 127V126H77ZM99 125H98V128H100ZM180 127V128H181ZM189 127V126H188ZM198 127V128H199ZM203 127V126H202ZM208 127V126H207ZM210 127H213L210 125ZM228 127V126H227ZM257 127V126H256ZM6 128V127H4ZM25 128V127H24ZM33 128V127H32ZM35 128V127H34ZM72 128V126H71ZM100 128V129H101ZM170 128V129H169ZM196 128V127H195ZM258 128V127H257ZM2 129V128H1ZM23 129V128H22ZM54 131H53V130ZM63 129V128H62ZM70 129V127H69ZM73 129V128H72ZM80 129V128H79ZM86 129V128H85ZM168 129V130H167ZM190 129V128H189ZM201 129V127H200ZM208 129V128H206ZM226 129V128H225ZM245 129V128H244ZM243 129V130H244ZM247 129V128H246ZM263 129V127H262ZM5 129H3L4 131ZM21 130V129H20ZM35 130V129H34ZM49 130H52V132H55V135L53 136V140H49V138L53 135V133L49 132V134H52L51 136H47L46 135V131H49ZM65 130V129H64ZM95 129L93 128L92 129V133ZM216 130H217V127H216ZM8 131V130H7ZM17 131V132H16ZM30 131V130H29ZM75 131V130H74ZM84 131V130H83ZM184 131V130H183ZM196 131V130H195ZM220 131V130H219ZM227 131V130H226ZM240 131L243 132L242 134H240ZM260 131V130H258ZM6 132V131H5ZM21 132V131H19ZM24 132V131H23ZM38 132V131H37ZM81 132V131H80ZM96 132V131H94ZM100 132V131H99ZM189 132V131H188ZM191 132V131H190ZM198 132V131H197ZM225 132V131H224ZM223 132V133H224ZM4 136L3 137H0L1 138H4L5 137V133L1 132ZM7 133V132H6ZM27 133V132H26ZM25 133V134H26ZM35 133V131H34ZM33 133V134H34ZM40 133H43L42 131H40ZM85 133V132H84ZM89 133V132H88ZM182 133V132H181ZM210 133V132H208ZM213 133V132H212ZM215 133V132H214ZM18 134L20 133H17V135L15 136H18ZM66 134V133H65ZM64 134V135H65ZM183 134V133H182ZM207 134V133H206ZM13 135V134H12ZM28 135V134H27ZM42 135V134H41ZM99 135V134H97ZM186 135H188L189 137V134L186 133ZM209 135V134H208ZM217 135V133H216ZM222 135V134H220ZM219 135V136H220ZM258 135V134H257ZM260 135V133H259ZM262 135L264 136V134L262 133ZM0 136H2L0 134ZM9 137H11L10 135H8ZM29 136V135H28ZM30 136H33V135H30ZM39 136V135H37ZM44 136V135H43ZM82 136V135H81ZM200 136V135H199ZM202 136V135H201ZM207 136V135H206ZM23 138V135L21 133V136H20V139ZM26 137V136H25ZM41 137V136H40ZM64 137V136H63ZM71 137V136H70ZM73 137V135H72ZM87 137V136H86ZM187 137V138H188ZM222 137V136H221ZM229 137V136H228ZM43 138V137H41ZM48 138V139H47ZM66 138V137H64ZM74 138V137H73ZM186 138V136H185ZM184 138V139H185ZM219 138V137H218ZM226 138V136H225ZM231 138V137H229ZM256 138V137H255ZM9 140V138H7ZM5 138V141L7 140ZM11 139V138H10ZM13 139V137H12ZM11 139V140H12ZM19 138L17 137V140ZM51 139V138H50ZM71 139V138H70ZM81 139V138H80ZM190 139V137L188 138ZM187 139V140H188ZM221 139V138H220ZM260 139V138H259ZM16 140V138L14 137V141ZM16 140V141H17ZM27 140V139H26ZM29 140V139H28ZM33 140V139H32ZM35 140H36V137H35ZM39 141V139H37ZM186 140V141H187ZM201 140V139H200ZM205 140V139H204ZM217 140V139H216ZM219 140V139H218ZM227 140V139H226ZM4 141V140H3ZM24 141V140H23ZM22 140L20 142L24 143ZM34 141V140H33ZM48 141H51V142H48ZM67 141V140H66ZM64 141V142H66ZM85 141V140H84ZM185 141V142H186ZM192 141V140H191ZM198 141V140H197ZM211 141V140H210ZM215 141V140H214ZM258 141V140H257ZM261 141V140H260ZM9 142V141H8ZM20 142H19V148H20ZM29 142V141H28ZM30 142H31V138H30ZM27 143V146L29 147L31 145V143ZM40 142V141H39ZM42 142V140H41ZM62 142V143H60ZM80 142V141H79ZM82 142V141H81ZM80 142V143H81ZM193 142V141H192ZM196 142V141H195ZM222 142V141H221ZM220 142V143H221ZM230 142V143H231ZM4 145H5V142H3ZM10 143V142H9ZM15 143V142H14ZM13 143V144H14ZM18 143V142H17ZM21 143V145H22ZM44 143V142H42ZM46 143V144H47ZM85 143V142H84ZM88 143V142H87ZM197 143V142H196ZM195 143V144H196ZM207 143V142H205ZM227 144L226 146L228 145H231V144ZM0 144H2V141L0 142ZM6 144H8L6 142ZM12 142L11 144L9 145L8 148H10L11 145H13ZM30 144V145H29ZM33 144V142H32ZM45 144V145H46ZM72 144V143H70ZM76 144V143H75ZM91 144L89 145V147L91 146ZM17 145V144H16ZM24 147L25 144H23ZM34 145V144H33ZM36 145V143H35ZM39 145V144H38ZM68 145V144H67ZM74 145V144H73ZM78 145V144H77ZM84 145V144H83ZM87 145V144H86ZM85 145V146H86ZM197 145V144H196ZM200 145V143H199ZM205 145V144H204ZM219 145V144H218ZM260 145V144H258ZM17 146V147H18ZM44 146V145H43ZM42 146V147H43ZM47 146V145H46ZM50 146V144H49ZM48 146V147H49ZM58 146H60L58 148ZM64 146V145H63ZM63 146H62V150H63ZM72 146V145H71ZM210 146V145H209ZM217 146V145H216ZM225 146V145H224ZM223 145H221L222 148H226L224 147ZM2 147H3V144H2ZM12 147V146H11ZM13 147H16L15 145ZM22 147V146H21ZM32 147V146H31ZM40 147V145H39ZM69 147V146H68ZM74 147V146H73ZM84 147V146H83ZM82 147V149H83ZM200 148V146H198ZM196 147V148H198ZM219 147V146H218ZM4 148V147H3ZM33 148V147H32ZM35 148V147H34ZM33 148V149H34ZM88 148V146H87ZM91 148V147H90ZM90 148L88 149L90 151ZM195 148V149H196ZM202 148L203 145H202ZM228 148V147H227ZM258 148V147H257ZM264 147H261V149L263 150L264 152ZM6 149H7V146H6ZM13 149V148H12ZM10 149V150H12ZM15 149V148H14ZM13 149V150H14ZM37 146H36V151H37ZM48 149V148H47ZM66 149V148H65ZM71 149V148H70ZM85 149V148H84ZM83 149V151H84ZM212 149V148H211ZM230 149V147H229ZM260 148L257 149V152L256 154H259V152H261V149L259 151ZM3 150V149H2ZM9 149H7L8 151ZM8 151V153H10L11 151ZM40 150V149H39ZM38 150V151H39ZM53 150V151H52ZM73 150V148H72ZM75 150V149H74ZM210 150V148H209ZM218 150V149H217ZM256 150V149H255ZM4 151V150H3ZM20 151H21V148H20ZM25 151V150H24ZM28 151L32 154H34L36 151H34V153L32 152V149H28ZM47 151V150H45ZM52 151V152H51ZM61 151V150H60ZM215 151V150H214ZM222 151V149H221ZM254 152V156H251L252 153L251 152ZM13 152V151H12ZM23 152V150H22ZM49 152V151H47ZM62 153H64L63 151H61ZM68 152V150H67ZM82 152V150H81ZM87 152V151H86ZM224 152V151H223ZM223 152H220V153H223ZM8 153H5V155ZM20 154H22L21 152H19ZM27 153V152H26ZM42 153L41 151L38 152V154ZM65 153H66V150H65ZM90 153V152H89ZM211 153V152H210ZM38 154L35 153V155L38 156ZM45 154V153H44ZM67 154V153H66ZM85 154V153H83ZM211 154H214V153H211ZM261 154L263 155L264 153L261 152ZM5 155L2 154V156L4 157ZM15 155V154H14ZM23 155V154H22ZM26 155V154H25ZM23 155V156H25ZM30 157H31V160H32V155L29 153ZM90 155V154H89ZM221 155H223L221 157ZM10 156V155H9ZM13 156V155H12ZM20 156V155H19ZM34 156V155H33ZM41 156H44V155H41ZM46 156V155H45ZM44 156V157H45ZM48 156V155H47ZM60 156V155H59ZM62 156V155H61ZM67 156V155H66ZM74 156V155H73ZM83 156V155H82ZM87 156V155H85ZM92 156V155H91ZM91 156H90V159H91ZM251 156V158H255V160H251V162L253 164H251L250 160H249V163L250 165H254L255 162H256V166L253 167L254 169L256 168L258 171L257 173V176H254V173L252 174V176L254 177H251L250 176H247L246 179H244V177L246 176H240V175H245L243 170H247L249 168H251V172L253 171L252 167L250 165H246L247 168L245 166H243L244 161H246L247 163V158H249ZM259 156V155H257ZM8 157V156H7ZM18 157V156H17ZM22 159V156H20ZM29 157V156H27ZM49 157V156H48ZM51 157V156H50ZM64 157V156H63ZM261 158V156H259ZM6 158V156L4 157V159ZM11 158V157H10ZM13 158V157H12ZM19 158V157H18ZM62 158V157H61ZM149 158V159H148ZM250 158V159H251ZM264 158V156H263ZM2 159V158H1ZM17 159V158H16ZM24 159V158H23ZM22 159V160H23ZM28 159V158H27ZM30 159V158H29ZM41 159V158H40ZM47 159V158H46ZM70 159V158H69ZM80 159V157H79ZM83 159V158H82ZM81 161L83 163H85L84 160ZM87 159V157L85 158V160ZM148 159V160H147ZM259 159V158H258ZM11 160V159H10ZM15 160V159H14ZM26 160V159H25ZM31 160L24 162L25 165L27 166L28 162H30ZM52 160V159H51ZM63 160V159H62ZM66 160V158L64 159ZM4 161V160H3ZM21 161V160H20ZM37 161H40V160H37ZM43 161V160H42ZM47 161V160H46ZM44 161V163L46 162ZM50 161V160H49ZM70 161V160H69ZM12 162V161H11ZM19 162V161H17ZM22 162V161H21ZM32 162H34L32 160ZM31 162L30 164V167H29V171L31 172L34 171V169H30L31 168V165L33 164ZM66 162V161H65ZM71 162V161H70ZM79 162V163H78ZM148 162V164H147ZM6 163V162H5ZM14 163V162H13ZM12 163V164H13ZM39 163V162H38ZM57 163H58V160H57ZM87 163V161H86ZM22 164V163H21ZM20 164V165H21ZM34 164H37V163H34ZM32 165L33 168L35 165ZM41 164V163H40ZM63 164V163H62ZM70 164H72L71 166H69ZM88 164V163H87ZM5 165V164H4ZM3 165V166H4ZM7 165V164H6ZM23 165V164H22ZM56 165H59V164H56ZM84 165L86 166V168H88L87 172L84 170L86 168H84ZM241 165H242V168H246V169H243L240 173L239 170H241ZM15 166V165H14ZM38 166V164H37ZM41 166V165H40ZM39 166V167H40ZM55 166V165H54ZM93 166H96L93 167ZM100 167V169H98V167ZM250 166V167H249ZM9 167V166H8ZM57 167V166H56ZM93 167V168H92ZM249 167V168H248ZM5 168V166H4ZM9 168H13L12 165L11 167ZM22 168V167H21ZM25 168V167H24ZM37 168V167H36ZM46 168V167H44ZM58 168V167H57ZM2 169V168H1ZM0 169V170H1ZM27 169V168H26ZM38 169V168H37ZM51 169V168H50ZM53 169V168H52ZM102 169V170H101ZM7 170V169H6ZM10 170V169H9ZM22 170V169H21ZM25 170V169H24ZM42 170V169H41ZM48 170V169H47ZM100 170V171H99ZM14 171V170H13ZM28 171V170H27ZM36 171V170H35ZM34 171V174L36 173ZM40 172V170H38ZM37 171V172H38ZM46 171V169H45ZM54 171V170H52ZM83 171L85 172L83 174ZM256 171V170H254ZM253 171V172H254ZM1 172V171H0ZM3 172V170H2ZM7 172V171H6ZM38 172V173H39ZM58 172V171H57ZM243 172V173H242ZM247 172H249V170H247ZM249 172V173H251ZM10 173V172H9ZM13 173V172H12ZM19 173V172H18ZM22 173V172H21ZM24 173V172H23ZM22 173V174H23ZM240 173V175H239ZM2 174V173H1ZM5 174V173H4ZM3 174V175H4ZM29 174H32L29 173ZM45 174V173H44ZM43 176H46L44 175ZM55 174V173H54ZM57 174V173H56ZM55 174V175H56ZM248 174V173H246ZM258 174H259V177H258ZM9 175V174H7ZM17 175V174H16ZM250 175V174H249ZM19 176V175H18ZM29 175H27L28 177ZM34 176V175H33ZM17 177V176H16ZM23 177V176H22ZM21 177V178H22ZM36 177V176H34ZM59 177L56 176V178ZM243 177V178H242ZM249 177V178H248ZM14 178V177H13ZM25 178V177H24ZM38 178V177H37ZM42 178V177H41ZM48 178V176H47ZM15 179V178H14ZM13 179V180H14ZM29 179V177L27 178ZM33 179V177H32ZM36 179V178H35ZM60 179V178H57V180ZM3 180V179H2ZM10 180V179H9ZM20 180V179H19ZM18 180V181H19ZM22 180V179H21ZM26 180V179H25ZM24 180V181H25ZM40 180V179H38ZM45 180V179H44ZM48 180V179H47ZM55 181V179H52ZM61 180V179H60ZM62 180V181H63ZM87 180V181H86ZM259 180H262V181H259ZM27 181V180H26ZM29 181V180H28ZM34 181V180H33ZM33 181L31 182L32 183V188L33 185H35L36 181L34 182L35 184H33ZM42 181V180H41ZM59 181V180H58ZM70 181V183H69ZM51 182V181H49ZM15 183V182H14ZM19 183V182H18ZM22 183V181L20 182ZM19 183V184H20ZM27 183V182H26ZM29 183V182H28ZM31 183H29L31 185ZM58 182H56V185H57ZM63 183V182H62ZM69 183V186L68 184ZM23 184V183H22ZM46 184V183H43V185ZM59 184V183H58ZM252 184V182H251ZM256 184V183H255ZM262 184V186H263ZM9 185V184H8ZM26 185V184H25ZM29 185V186H30ZM50 186V184H48ZM47 185V186H48ZM62 185V184H61ZM71 185V186H70ZM254 185V184H252ZM7 186V185H6ZM5 186V187H6ZM36 186H38L36 184ZM35 186V188H36ZM51 186H54V184H52ZM50 186V187H51ZM60 186V185H59ZM251 186V185H250ZM40 187V185H39ZM58 187V186H57ZM261 187V186H260ZM15 188V187H14ZM34 188V189H35ZM38 188V187H37ZM42 188V186H41ZM54 188V187H53ZM52 188V189H53ZM71 188V189H70ZM262 189L264 187H261ZM25 189V188H24ZM28 189H30L28 187ZM27 189V190H28ZM46 189V187H45ZM260 189V188H259ZM23 190V189H21ZM42 190V189H41ZM64 190V189H63ZM62 190V191H63ZM253 190V189H252ZM33 192H38L37 189H35V191L32 189ZM30 191V192H32ZM48 191V190H47ZM248 191V190H247ZM263 191V190H262ZM21 195V191H19ZM28 192V191H27ZM36 192L34 194H36ZM43 192V191H42ZM54 192V191H53ZM246 192V191H245ZM13 193V192H12ZM23 193H24V190H23ZM264 193V192H263ZM1 194V193H0ZM7 194V193H6ZM17 194V193H16ZM32 193H30L31 195ZM59 194V192H58ZM66 194V196H68ZM3 195H5L3 193ZM28 195V194H27ZM39 195V194H38ZM48 195V192L47 194H45V196ZM50 195V194H49ZM48 195V196H49ZM57 195V194H56ZM65 195V193H64ZM254 195V194H253ZM25 196V195H24ZM35 196V195H34ZM55 196V195H54ZM53 196V197H54ZM58 196V195H57ZM252 196V195H251ZM259 196V195H258ZM262 196V195H261ZM264 196V195H263ZM2 197V196H1ZM5 197V196H4ZM11 197V196H10ZM15 197V196H14ZM23 197V196H22ZM28 197V196H27ZM52 197V199H53ZM56 197V196H55ZM62 197V196H61ZM64 197V196H63ZM240 197V198H239ZM18 198V197H17ZM30 198V197H29ZM38 198L37 197H34V199ZM41 198V197H39ZM36 199L37 201L39 200ZM47 198V197H45ZM44 198V199H45ZM67 198V197H66ZM259 198V197H258ZM6 199V198H5ZM20 199V197H19ZM28 198H26L25 200H27ZM31 199H32V195H31ZM29 199V200H31ZM43 199V200H44ZM50 199V198H49ZM57 199V197H56ZM55 199V200H56ZM58 199L60 200V198L58 197ZM263 199V198H262ZM14 200V199H13ZM12 200V202H13ZM34 200V201H36ZM254 200V199H253ZM22 201V200H21ZM28 201V200H27ZM41 201V200H39ZM50 201V200H49ZM257 201V200H256ZM5 202V201H4ZM20 202V200H19ZM26 202V201H25ZM29 202V201H28ZM56 202V201H55ZM58 202V201H57ZM56 202V203H57ZM62 202V201H61ZM22 203V202H21ZM20 203V204H21ZM31 203H32V200H31ZM38 203V202H36ZM41 203V202H40ZM64 203V202H63ZM68 203V202H67ZM66 203V204H67ZM239 203V202H238ZM1 204V203H0ZM10 204V203H9ZM47 204V203H46ZM50 204V203H49ZM69 204V203H68ZM5 205V204H4ZM7 205V203H6ZM17 205V204H16ZM27 205V204H26ZM33 205H36L34 202H33ZM42 205H45V204H42ZM55 205V204H54ZM64 205V204H63ZM240 205V204H239ZM238 205V207H239ZM256 205V204H255ZM19 206V205H18ZM24 206V205H23ZM39 206V204H38ZM36 206V208L38 207ZM47 206V205H46ZM44 206V208L46 207ZM49 206V205H48ZM59 206V205H58ZM69 206V205H68ZM235 206V207H234ZM10 207V206H9ZM32 207V206H31ZM43 209V206H40L39 208ZM65 207V206H64ZM6 208V207H5ZM11 208V207H10ZM9 208V209H10ZM18 208V207H17ZM16 208V209H17ZM27 208V207H26ZM25 208V211H27ZM47 208V207H46ZM55 208V207H54ZM54 208H51V209H54ZM62 208V207H61ZM68 208V207H66ZM254 208V207H253ZM3 209V208H2ZM8 209V208H6ZM31 209L34 210V208L32 207ZM30 209V211H31ZM39 209V210H40ZM41 209V210H42ZM57 209H60V208H57ZM243 209V208H242ZM12 210V209H10ZM18 210V209H17ZM48 210V209H47ZM65 210V209H64ZM63 210V211H64ZM74 210H71L74 212ZM239 210V209H238ZM237 210V211H238ZM247 210V209H246ZM255 210V209H254ZM263 210V209H262ZM36 211V209H35ZM57 211V210H56ZM264 211V210H263ZM5 212V211H3ZM2 212V213H3ZM22 212V211H21ZM38 212V209L36 211V213ZM40 212V211H39ZM44 212V211H43ZM61 212V210H60ZM67 212V211H66ZM257 212V211H256ZM1 213V215H2ZM6 213L5 212V217L6 216ZM9 213V212H8ZM20 213V212H19ZM25 213V212H24ZM29 213V212H28ZM32 213V211L30 212ZM35 212L33 211L32 214H34ZM35 213V214H36ZM46 213V211H45ZM49 213V212H47ZM57 213V212H56ZM62 213V212H61ZM72 213V212H71ZM27 214V213H26ZM34 214V215H35ZM39 214V213H37ZM44 214V213H43ZM42 214V216H43ZM53 214V213H52ZM52 214H50L52 216ZM59 214V213H58ZM57 214V215H58ZM242 214V213H240ZM12 215V213L10 214ZM15 215V214H14ZM21 214H19L20 216ZM28 215V214H27ZM26 215V216H27ZM33 217H38V215L34 216ZM40 215V214H39ZM48 215V214H47ZM243 215V214H242ZM13 216V215H12ZM31 216V215H30ZM29 216V217H30ZM49 216V215H48ZM50 216V217H51ZM56 216V214H55ZM60 216V215H59ZM237 216V217H236ZM251 216V215H250ZM32 217V216H31ZM33 217L31 218V220H33V228H35L36 226L34 225H37L36 222H34L35 220L33 219ZM45 217V216H44ZM43 217V218H44ZM65 217H69V216H65ZM262 216H260L261 218ZM264 217V216H263ZM2 218V217H1ZM4 218V217H3ZM14 218V217H13ZM22 219H24L23 217H21ZM20 218V219H21ZM39 218V217H38ZM43 218H39V219H43ZM46 218V217H45ZM45 218L43 219L44 221L42 223L46 224L47 225V221H45ZM48 218V217H47ZM60 218H62L60 216ZM64 218V217H63ZM74 218V217H73ZM76 218V219H77ZM237 218V220H239ZM253 218V217H252ZM28 219V218H27ZM36 219V218H35ZM37 219V220H39ZM71 218H68V220H71ZM75 219V220H76ZM264 219V218H263ZM1 220V219H0ZM3 220V219H2ZM10 221L12 220V223L13 221L15 222L16 220H13V219H9ZM8 220V221H9ZM30 220V221H31ZM40 220V221H41ZM52 220V219H51ZM50 220V221H51ZM56 220V219H55ZM60 220V219H59ZM62 220V219H61ZM258 220V219H257ZM24 221V220H22ZM29 221V222H30ZM49 221V220H48ZM57 221V220H56ZM64 221V220H63ZM77 221V220H76ZM240 221V220H239ZM21 222V221H20ZM27 222V220H26ZM59 222V221H58ZM236 222V221H235ZM253 222V221H252ZM1 223V222H0ZM7 223V222H6ZM10 222V227L13 228V226H11L12 224ZM17 222H15L16 224ZM19 223V222H18ZM37 223H40L39 221ZM41 224V226L43 227V224ZM51 223L53 224L54 221ZM69 223V222H68ZM237 223V222H236ZM245 223V222H244ZM4 224V223H3ZM15 224L14 227L16 226ZM31 224V222H30ZM49 224V222H48ZM235 224V223H234ZM255 224V223H254ZM264 224V222H261V225L262 226ZM6 225V224H5ZM4 225V226H5ZM51 225V224H50ZM57 225V223H56ZM60 225V224H59ZM57 225V226H59ZM65 225V224H64ZM69 225V224H68ZM247 225V224H246ZM257 225V226H259ZM18 226V224H17ZM20 226V225H19ZM18 226V227H19ZM29 226V225H28ZM56 226V227H57ZM73 228V225H71ZM78 228H79V224H77ZM86 226L87 228L89 229H86ZM253 226V225H252ZM7 227V226H6ZM24 227V226H23ZM31 229H32V226L30 225ZM30 227H28V229H30ZM40 227V225H39ZM38 225H37V230L36 231H40L38 230ZM49 227V226H47ZM46 227V228H47ZM55 227V226H54ZM65 227V226H64ZM80 227H82L80 225ZM248 227V226H247ZM255 227V226H253ZM264 227V226H263ZM3 228V227H2ZM1 228V229H2ZM11 228V229H12ZM17 228V227H16ZM25 228L27 229V224L25 225ZM35 228V229H36ZM50 228V227H49ZM48 228V229H49ZM58 228V227H57ZM60 228V227H59ZM245 228V227H244ZM258 228V227H257ZM260 228V227H259ZM258 228V229H259ZM4 229V228H3ZM10 229V228H9ZM21 229V228H19ZM25 229V230H26ZM35 229H32L31 233L34 232L33 230ZM42 229V228H41ZM51 229V228H50ZM49 229V230H50ZM52 229H53V225H52ZM51 229V230H52ZM76 229V227H75ZM262 229V228H261ZM264 229V228H263ZM6 230V229H5ZM8 230V229H7ZM18 230V229H17ZM16 230V231H17ZM23 230V229H22ZM21 230V231H22ZM45 230V229H43ZM42 230V231H43ZM55 230V229H54ZM52 230V232L54 233L55 231ZM58 230V229H57ZM61 230V229H60ZM67 230V229H66ZM72 230V229H71ZM78 230V229H77ZM76 230V231H77ZM234 230V231H233ZM240 230V229H239ZM20 231V230H18ZM48 231V230H47ZM248 231V230H247ZM261 231V230H260ZM259 231V232H260ZM2 232V230L0 231ZM10 232V231H9ZM61 232V231H60ZM59 232V233H60ZM74 232V231H72ZM71 232V233H72ZM81 232V231H80ZM84 232V231H82ZM249 232V231H248ZM251 232V231H250ZM5 233V232H4ZM14 233V232H13ZM17 233V232H16ZM25 233V232H24ZM24 233L22 235H24ZM27 233V232H26ZM30 233V232H28ZM30 233V234H31ZM41 233V231H40ZM39 233V234H40ZM48 233V232H47ZM46 233V234H47ZM64 233V232H62ZM252 233V232H251ZM7 234H10V233H7ZM19 234V233H17ZM34 234V233H33ZM37 234V233H36ZM45 234V235H46ZM82 234V233H81ZM254 234V233H253ZM261 234V233H260ZM21 235V233H20ZM44 235V234H43ZM57 235V234H56ZM60 235V234H59ZM241 235V234H240ZM256 235V234H255ZM6 236V235H5ZM8 236V235H7ZM11 236V235H10ZM25 236V235H24ZM27 236V234H26ZM33 237V235H31ZM30 236V237H31ZM36 236V235H35ZM61 236V235H60ZM65 236V234H64ZM63 236V237H64ZM68 236V235H67ZM72 236V235H71ZM239 236V235H238ZM259 236V234H258ZM263 236H264V231H263ZM2 237V236H1ZM9 237V236H8ZM31 237V239H32ZM40 237V236H38ZM44 237V236H43ZM56 237V236H55ZM73 237V236H72ZM87 237V239H88ZM253 237V236H252ZM5 238V237H3ZM12 238V237H11ZM11 238L10 241H11ZM27 238V237H26ZM25 238V239H26ZM41 238V237H40ZM39 238V240H40ZM74 238H75V235H74ZM146 238V240H145ZM237 238V237H236ZM240 238V237H239ZM238 238V240H239ZM249 238V237H248ZM247 238V240H248ZM260 238H261V235H260ZM8 239V238H7ZM16 239V238H15ZM20 239V238H18ZM17 239V240H18ZM29 239V238H28ZM35 239L38 240V238L36 237ZM50 239V238H49ZM54 239V236L52 238V240ZM57 239V238H56ZM55 239V240H56ZM59 239V238H58ZM71 240V238H69ZM86 239V238H85ZM243 239V238H242ZM253 239V238H252ZM262 239V238H261ZM264 239V237H263ZM262 239V240H263ZM16 242L20 243L19 240ZM23 240V239H22ZM39 240L37 242H39ZM75 240V239H74ZM79 240V239H78ZM81 240V239H80ZM91 240V238H90ZM9 241V240H8ZM26 240H23L22 242H24ZM35 241V240H34ZM33 241V242H34ZM50 241V240H48ZM63 241V240H62ZM67 241V240H66ZM91 241V242H92ZM243 241V240H242ZM264 241V240H263ZM5 242H6V239H5ZM57 242V240H56ZM60 242V241H59ZM64 242H65V237H64ZM82 242V241H81ZM236 242V243H235ZM259 242V241H258ZM1 243V242H0ZM27 243V242H26ZM240 243V242H239ZM256 243V241H255ZM7 244V243H6ZM28 244V243H27ZM32 244V242H31ZM30 244V245H31ZM34 244V243H33ZM40 244V243H39ZM42 244V243H41ZM64 244V243H63ZM71 244H72V241H71ZM79 244V243H78ZM83 244V243H82ZM87 244V243H86ZM3 245V244H2ZM14 245H19V244H14ZM25 245V243H24ZM29 245V244H28ZM29 245V246H30ZM50 245V244H49ZM54 245V244H53ZM73 247H74V244H72ZM80 245V244H79ZM93 245V246H92ZM241 245V244H240ZM258 245V244H257ZM261 245V244H259ZM13 246V244L11 245ZM16 246V247H17ZM23 246V245H22ZM21 246V247H22ZM32 246V245H31ZM41 247V245H39ZM60 246V245H59ZM66 245H64L65 247ZM245 246V245H244ZM2 247V246H1ZM4 247V246H3ZM2 247V249H3ZM8 247V246H7ZM15 247V246H14ZM15 247V248H16ZM19 247V246H18ZM20 247V248H21ZM37 247V246H36ZM36 247H34L33 250L37 249ZM56 247V246H55ZM68 247V246H67ZM258 247H256L258 249ZM33 248V247H32ZM32 248L30 249V251L32 250ZM39 248V247H38ZM54 248V247H53ZM63 248V247H62ZM75 248V247H74ZM73 248V249H74ZM82 248V247H81ZM239 248V249H238ZM255 248V247H254ZM1 249V250H2ZM14 249V248H13ZM19 249V248H18ZM50 249V248H49ZM56 249V248H55ZM67 249V248H66ZM70 248H68L69 250ZM84 249V248H82ZM81 249V250H82ZM6 250V249H5ZM11 250V248H10ZM25 250V249H24ZM23 250V251H24ZM48 250V249H47ZM57 250V249H56ZM80 250V249H79ZM12 251V250H11ZM10 251V252H11ZM19 251V250H18ZM38 251V250H37ZM36 251V252H37ZM52 253H53V250H51ZM65 251V250H63ZM75 251V250H74ZM88 251V253H87ZM2 252V251H1ZM9 252V251H8ZM7 252V254H9ZM16 252V251H15ZM27 252V251H26ZM35 252V253H36ZM45 252V251H44ZM61 252V251H60ZM69 252V251H68ZM77 252V250H76ZM248 252V251H247ZM4 253V252H3ZM33 253V256H34V252H27V254H30L32 255ZM54 253H56V251L54 250ZM59 252L57 251L56 254H58ZM65 253H67L65 251ZM6 254V256H7ZM16 254V253H15ZM18 254V253H17ZM16 254V256H18ZM43 254V253H42ZM50 254V253H49ZM63 254V253H62ZM246 254V253H245ZM4 255V254H3ZM14 255V254H13ZM20 255V254H19ZM26 255V254H25ZM38 255V254H37ZM54 255V256H53ZM53 258L56 257L55 254H53ZM60 256V253L58 254ZM70 255V254H69ZM68 255V256H69ZM71 255H72V251H71ZM258 255V254H257ZM1 256V255H0ZM24 256V254H23ZM36 256V254H35ZM41 256V255H40ZM66 256V255H65ZM73 256V257H74ZM84 256V257H83ZM8 257V256H7ZM31 257V256H30ZM29 257V258H30ZM48 257V256H47ZM46 257V258H47ZM58 257V256H57ZM84 259H83V258ZM244 257V256H243ZM246 257V256H245ZM244 257V258H245ZM18 258V257H17ZM29 258H26L29 259ZM37 258V257H36ZM60 258H62L60 256ZM71 258V257H70ZM68 258L69 260H72ZM22 259V257H21ZM45 259V258H44ZM44 259L43 261L41 260V258H39V260L41 262H44ZM48 259V258H47ZM50 259V258H49ZM59 259V257H58ZM7 260V258H6ZM11 260V259H10ZM19 260V259H18ZM32 260V259H31ZM38 260V261H39ZM0 261H1V258H0ZM23 261H25V259H23ZM49 261V260H46L45 259V263ZM52 261V259H51ZM57 261V260H56ZM60 261V260H59ZM58 261V262H59ZM75 261V262H76ZM125 261V262H124ZM6 261H4V264H5ZM28 262V261H27ZM30 262V260H29ZM54 262V260L52 261ZM62 262V261H61ZM75 262H73L75 264ZM124 262V263H123ZM242 262H243V258H242ZM10 264V261L7 262ZM19 263V262H18ZM21 263V262H20ZM39 264H42L40 262H38ZM50 263V261H49ZM47 262V264H49ZM55 263V262H54ZM69 263V262H68ZM71 263V262H70ZM2 264V263H1ZM22 264H25V262ZM37 264V263H36ZM44 264V263H43ZM53 264V263H52ZM58 264V263H56Z\"/></svg>",
	"mask_w": 264,
	"mask_h": 264
},
{
	"label": "rangeland",
	"instance_id": "rangeland-1",
	"mask_svg": "<svg viewBox=\"0 0 264 264\" xmlns=\"http://www.w3.org/2000/svg\"><path fill=\"white\" fill-rule=\"evenodd\" d=\"M21 2H22V0H20ZM111 2H113L114 3V8L116 9V11H115V9H114V11L113 12H115V13H113V12H111V13H113L112 15L114 16V18H115V15L117 16L116 18L118 19H122V17H124L123 15H126L125 13L124 14H122V10H123V8H124V12H126V13H128V11L129 12H132L134 9V12H132V13H128L127 15H131L132 14V18L129 16V25H128V27L129 26H131V29H133V28H135V29H138V28H140V30H139V34L141 35V36H143V38H147V37H149L150 35H151V37H152V35L153 34H155V36L153 37V39H158L157 37H158V34L160 35V36H162V37H167V38H165V39H167L166 41L168 42L169 41V43H167L165 40H163V41H165L166 43H164L163 44V42H162V40H160L162 37H160L159 39H158V43H157V40L155 39V42H151V43H146V45L144 44V46H142V50H143V52H141V53H143V54H145V56L144 55H142V57L141 58H148V60H143L142 61V63H139V61L137 62L138 64H136V63H132V64H130L129 66L128 65H126L125 66V69L123 70V68H124V66H123V68H121V65H120V63H116V64H114V65H116V66H118V67H113V69L115 68V69H119V72L117 71L116 72V74L118 75V74H120L121 72H122V70L123 71H125L126 72V74H125V72L123 73L124 75L122 76V75H120V77H117L116 79H118V81H117V83H118V85L120 86V87H126L127 85H128V83H129V78H131V77H134L135 75H134V73H136L139 69L141 70V72H143L145 69V71L143 72V74L145 73V75L147 76V80H146V82H147V84L148 85H146V89L148 90V92L150 93V95H151V93H153L154 92V89L153 90H151L153 87V85L154 84H158V86L156 85V89H155V93L154 94H157L156 92L157 91H159L160 90V88H161V90L158 92V94L160 95V93L162 94V91H164L163 93H164V95L166 96V95H169V94H171V95H169L170 97H171V103L173 104V105H175L174 107L172 106V109H173V113L175 112V110L177 109H181V111H180V109L178 110L179 111V113L181 112L182 113V115H181V113L179 114V113H174V114H171L172 112L170 111V113H168L169 115H167L166 116V118L168 119H165V120H167L166 121V124H164L165 125V127L168 125V122H171L172 120L174 121L176 118V123H177V120H179V122H178V126H179V124H181L180 125V127L182 126L183 127V129H182V127L180 128L179 127V129H182V130H179V131H181V132H178L179 133V135H181V137H184L185 138V136H186V138L184 139L183 138V140H184V143H186V144H188L189 143V141H190V143H189V145L192 143L193 145H194V147L192 146L191 148H193V150H198V151H200V150H205L206 149V153H208V151H209V154H208V156L209 155H212L213 157L212 158H215L214 156L218 153L217 151H219V149H220V151H219V153H218V155H217V158L216 159H218V157H219V155L220 154H224L225 153V151L226 150H230L231 151V148L234 146V144L233 143H235V141H234V139H233V141H232V138L236 135V133H235V135H234V132H235V130L233 129V133H231V131L230 130H232V128H231V125H232V123L231 124H229L228 122H229V119L230 118H227V117H230V116H228L229 114L228 113H226L227 111H228V109H227V107H229V109H230V107H231V105L233 104V105H236V106H234L235 108H234V110L236 109V107H237V111L239 110L238 108H240V110L241 109H243V110H241V112H240V110H239V112L237 113V111L235 112V115H236V118H238L239 119V117H240V119H241V124H243V126H244V130L242 129L241 131H245L246 133H249V134H251V136H252V140H253V142L254 143H256V142H258L257 144H255V146L254 147H256L253 151L255 152H251L252 153V155L251 156H254V154L256 155V157H258L256 160H260V159H264L263 158V156H264V154L262 155L261 154V152L262 153H264L263 152V150L261 149V147H264V136L262 135V133L264 134V98L262 97V96H264V91H262V90H264V80L262 81V79L264 78V15L262 14V12L264 13V0H257V1H255V0H148V1H150V2H146L145 0H144V3L145 4H143V3H141L142 1H137V0H126L125 2H123L122 0H118V2H119V4L121 5H119L120 7H118V3H117V0H115V2L117 3V6H116V4H115V2L114 1H112V0H110ZM122 3H121V2ZM173 1V2H172ZM227 1V2H226ZM233 1V2H232ZM236 1H238V3L235 5V7H236V9H238V11L240 12V13H242L243 15H245L246 17L248 16V14L250 15V16H248L249 18H251L252 16H254V18L256 19V22H257V26H254L252 29H250L251 30V32H250V30L249 31H247V30H245V31H241V32H237L238 33V38L239 39H237V35L235 36L236 37V39L239 41L238 43L236 42V39H234V42H231V41H228V40H230L231 38V36L229 35V33H227L226 32V36H228L227 38H226V36H225V31H223V29L221 28L222 26H220V23H219V21H222L221 19H225V20H227V18H229L230 17V15H229V13L227 12V11H231L233 14H236V9H234V7H233V4L234 3H236ZM240 1V2H239ZM244 3H243V2ZM20 2V3H21ZM130 2V3H129ZM154 2V3H153ZM158 3L157 5H159V6H157V5H155V3ZM204 4H203V3ZM217 2V3H216ZM231 2V3H230ZM249 2V3H248ZM125 3H128V5L127 4H125ZM134 3V4H133ZM138 4V5H135V4ZM153 3V5H151V4ZM165 3V4H164ZM182 3V4H181ZM210 3V4H209ZM225 3H227V4H225ZM240 3V4H239ZM243 5H242V4ZM255 3H257V4H255ZM5 4H8V3H6L5 2ZM133 6H132V5ZM140 4H142V6L140 5ZM171 4V5H170ZM193 4V5H192ZM196 6H195V5ZM246 4V5H245ZM250 4V5H249ZM252 4V5H251ZM122 5H125V7L123 6V8H122ZM128 7H127V6ZM140 5V6H139ZM147 5H148V7H147ZM155 5V7H153ZM164 5V7H162V6ZM166 5V6H165ZM206 5V6H205ZM225 5H226V8H227V6H228V10L226 9V8H224L225 7ZM241 5V6H240ZM254 5V6H253ZM259 5V6H258ZM117 8H116V7ZM132 6V7H131ZM147 8H146V7ZM153 8H156L155 9V11H156V13H157V15L156 16H154V14H156L155 13V11H153L154 9H152V7ZM157 6V7H156ZM224 6V7H223ZM240 6V7H239ZM242 6H243V10H242ZM249 6V7H248ZM251 6H253V7H251ZM130 7V8H129ZM144 7V8H143ZM171 7V8H170ZM179 7H180V9H179ZM193 7V8H192ZM204 7V8H203ZM217 7V8H216ZM219 7V8H218ZM229 7H231L230 8V10H229ZM232 7H233V9L234 10H236L235 11V13L233 12V10H231L232 9ZM239 7V8H238ZM121 8V9H120ZM125 8H129L128 10L127 9H125ZM137 8V9H136ZM141 8V9H140ZM158 8V9H157ZM165 8V9H164ZM198 8V9H197ZM209 8V9H208ZM244 8H248V11H249V9L251 8L252 9V11L250 10V12L248 13L247 11H246V9H244ZM258 8V9H257ZM259 8H261V9H259ZM119 9L121 10V12L119 11ZM140 9V10H139ZM145 9H149V10H145ZM168 9V10H167ZM185 9V10H184ZM189 9H190V11H189ZM192 9V10H191ZM195 9V10H194ZM203 9V10H202ZM222 9V10H221ZM131 10V11H130ZM152 10V11H151ZM173 10H174V12H173ZM177 10V11H176ZM178 10H179V12H178ZM225 10V11H224ZM242 10V11H241ZM245 10V11H244ZM260 10V11H259ZM262 10V11H261ZM140 11V12H139ZM141 11H142V13H141ZM144 11V12H143ZM149 13H148V12ZM151 11V12H150ZM223 11V12H222ZM136 12H137V14H136ZM162 12V13H161ZM166 12H167V14H166ZM198 12H199V14H198ZM231 12H230V14H231ZM259 12V13H258ZM117 13V14H116ZM120 13V14H119ZM139 13V14H138ZM144 13V14H143ZM145 13H146V15H145ZM172 13V14H171ZM215 13V14H214ZM220 13V14H219ZM223 13L225 14V15H229V17L228 16H225V15H223ZM251 13H252V15H251ZM254 13V14H253ZM3 15L2 16H4L3 18L1 17V14H0V21H1V18H2V21L0 22V32L2 31V33L0 34V35H2L3 33H4V36L2 35L1 36V38L4 40L3 41V43L4 42H7V40L10 38V35H13L14 33V36H12V38H16V39H18V37H19V31H21L22 29H24V27L26 28L24 31H27L28 30V26H30L31 25V18L28 20V16H26V15H20L23 19L22 20H20L21 19V17L19 16V15H16L17 17H18V21H17V19H15L14 17H16L14 14H11L10 15V13L8 14V16L9 17H6L5 18V15H7V11H6V14L5 13H2ZM120 16H119V15ZM148 14H150V16L148 15ZM151 14H152V16H151ZM193 14V15H192ZM260 14H262L261 16H260ZM148 15V16H147ZM167 15H169V17L167 16ZM188 15V17H186ZM190 15V16H189ZM203 15V16H202ZM210 15V16H209ZM13 16V17H12ZM146 16V17H145ZM158 16V17H157ZM199 16H200V18H199ZM209 16V17H208ZM16 17V18H17ZM20 17V18H19ZM126 17H124V18H126ZM135 17V18H134ZM165 17V18H164ZM182 17V18H181ZM184 17V18H183ZM186 17V18H185ZM196 17V18H195ZM207 17V18H206ZM221 17V18H220ZM224 17V18H223ZM260 17H262V18H260ZM7 18H9L8 20L9 21H11L10 23H9V21H7L6 19ZM13 18H14V20H13ZM27 19V21L29 22L30 21V24L26 27V25L28 24L27 23V21H26V19ZM106 18V17H105ZM115 18V19H116ZM126 18V19H127ZM131 18V19H130ZM138 18H140V19H142L143 20V18H144V22L145 21H147V22H143L142 20H138ZM151 18V19H150ZM158 18V19H157ZM161 18V19H160ZM220 18V19H219ZM253 18V17H252ZM253 18V19H254ZM57 19V18H56ZM126 19H124L125 21H126ZM154 19V20H153ZM175 19V20H174ZM178 19V20H177ZM254 19V20H255ZM58 20V19H57ZM57 20H55V23L57 22ZM113 20V19H112ZM130 20L132 21V22H130ZM157 20V21H156ZM188 21V24H187V21ZM190 20V21H189ZM4 21H7V23L9 24H6V22H4ZM14 21V22H13ZM17 21V22H16ZM25 21V22H24ZM110 21H111V19H110ZM127 21V22H128ZM150 21V22H149ZM170 22V23H168V22ZM197 21V22H196ZM214 21H216L215 23H214ZM134 22V23H133ZM142 22V23H141ZM152 22V23H151ZM157 22V23H156ZM163 22V23H162ZM181 22V23H180ZM184 22V23H183ZM186 22V23H185ZM199 22V23H198ZM208 22V23H207ZM2 23V24H1ZM140 23L142 24V25H140ZM156 23V24H155ZM213 23V24H212ZM4 24V25H3ZM15 24V26H12V25H14ZM18 24H19V26H18ZM24 24V25H23ZM32 24H34V23H32ZM57 25H58V22L56 23ZM131 24V25H130ZM133 24V25H132ZM135 24H136V26H135ZM138 24H139V26H138ZM145 24H147L146 26L148 27V28H146V26H145ZM151 24V25H150ZM155 24V25H154ZM164 24V25H163ZM172 24H174V25H172ZM192 24V25H191ZM199 24V25H198ZM214 24H215V26H214ZM1 25H3V26H1ZM6 25V26H5ZM16 25H17V28H16ZM182 27H181V26ZM200 25H201V27H200ZM10 26H12V27H10ZM23 28H22V27ZM34 26H36L35 24H34ZM38 26V25H37ZM140 26H143V27H140ZM145 26V27H144ZM152 26V27H151ZM154 26V27H153ZM163 26H165V27H163ZM194 26V27H193ZM2 27H3V29L5 30H3L2 29ZM7 27V28H6ZM14 27V28H13ZM158 27V28H157ZM189 27V28H188ZM191 27V28H190ZM199 27V28H198ZM205 27V28H204ZM208 27V28H207ZM210 27V28H209ZM130 28V27H129ZM141 28H142V30H141ZM154 28V29H153ZM161 28V29H160ZM195 28V29H194ZM201 28V29H200ZM206 28H207V30H206ZM211 28H212V30H211ZM220 28V29H219ZM256 28V30H255V32L254 31H252V30H254ZM258 28V29H257ZM11 29V30H10ZM19 31H18V30ZM131 29H129L130 31H131ZM144 29V30H143ZM146 29H148V31L146 30ZM158 31H157V30ZM173 29V34H175L176 36L175 37H173L174 35L172 34V30ZM180 29H182V30H180ZM195 31H193V30ZM202 29H203V31H202ZM218 29V30H217ZM260 29V30H259ZM7 30H9V32L7 31ZM15 30V31H14ZM18 32H17V31ZM152 30V31H151ZM162 30H165V32L164 31H162ZM167 30V31H166ZM176 32H175V31ZM177 30H178V32H177ZM187 30V31H186ZM191 32H190V31ZM198 30V31H197ZM210 30V31H209ZM217 30V31H216ZM220 30H221V32H220ZM11 31V32H10ZM13 31H14V33H13ZM24 31L22 30L21 31V33L23 32V34H24ZM140 31H142V32H140ZM144 31V32H143ZM208 31H209V33H208ZM247 31V32H246ZM259 31V32H258ZM17 32V33H16ZM145 32H146V34L148 35V36H146L145 35ZM149 32V33H148ZM153 32V33H152ZM159 32V33H158ZM171 32V33H170ZM175 32V33H174ZM258 32V33H257ZM6 33H8V34H6ZM10 33V34H9ZM19 33V34H18ZM151 33V34H150ZM161 33V34H160ZM179 33V34H178ZM180 33H181V35L183 36H180ZM189 33L190 34H192L191 35V37L193 36V38H189ZM203 33H205V34H203ZM215 35H214V34ZM18 34V36H16ZM50 33H46V34H43V36H45V37H43V38H46L47 37V35H48V37H50V35H49ZM144 34V35H143ZM169 34H171V35H168ZM222 34V35H221ZM241 35V37H240V35ZM250 34V35H249ZM256 34V35H255ZM258 34V35H257ZM166 35V36H165ZM189 35V36H188ZM203 35H205V36H203ZM208 35V36H207ZM260 35V36H259ZM7 36V37H6ZM180 36V37H179ZM202 38H204V39H202ZM207 36V37H206ZM212 36V37H211ZM225 36V37H224ZM255 36H257V37H255ZM259 36V37H258ZM263 36V37H262ZM9 37V38H8ZM24 37V36H23ZM22 37V38H23ZM195 37V38H194ZM222 37V38H221ZM234 37V38H235ZM19 38H21V36L19 37ZM170 40H169V39ZM171 38H175L174 39V41H171V40H173V39H171ZM185 38H187V40L185 39ZM203 41H205L204 43L206 44H203L202 45V40ZM220 38V39H219ZM241 38V39H240ZM7 39V40H6ZM11 39V38H10ZM16 39L15 40H13V42L14 41H16ZM46 39H50V38H46ZM177 39V40H176ZM183 39V40H182ZM189 39H191V40H189ZM219 39V40H218ZM227 39V40H226ZM254 39V40H253ZM258 39V40H257ZM175 40L177 41V42H175ZM186 40V41H185ZM195 40V41H194ZM211 40V41H210ZM225 40V41H224ZM261 40H263V41H261ZM10 41V43L12 42L11 40H9ZM18 41H19V39H18ZM49 41V40H48ZM51 41H52V39H51ZM51 41H49V42H51ZM184 41V42H183ZM207 41H208V43H207ZM217 41H218V43H217ZM221 41H223V42H221ZM45 45L47 44V41L45 40ZM49 42H48V44H49ZM148 42V41H147ZM160 42H162V43H160ZM170 42L171 43H176V44H174V45H172V44H170ZM178 42L182 45V46H180L179 44H178ZM182 42V43H181ZM187 42H189V45H188V43ZM195 42V43H194ZM199 42H201V44L199 43ZM216 43L214 46H212V44L211 43ZM226 42H227V44H226ZM231 42V43H230ZM15 43V42H14ZM153 43V44H152ZM155 43V44H154ZM191 43H192V45H191ZM235 43V44H234ZM256 45H255V44ZM5 44V43H4ZM3 44V45H4ZM7 44H8V42H7ZM6 44V45H7ZM12 44V43H11ZM11 44H9V45H7V46H11ZM52 44V43H51ZM48 45V46H53L54 47V44L53 45ZM153 46H152V45ZM158 44V45H157ZM179 46H178V45ZM185 44V45H184ZM198 46H197V45ZM218 44V45H217ZM222 44V45H221ZM234 44V45H233ZM262 44V45H261ZM150 45V46H149ZM155 45V46H154ZM157 45V46H156ZM169 45H171L172 47L173 46H175V47H171V46H169ZM184 45V46H183ZM187 45V46H186ZM195 45H196V47H195ZM227 45V46H226ZM245 45V46H244ZM258 45V46H257ZM7 46H5L6 48H8ZM147 46V47H146ZM186 46V47H185ZM200 46V47H199ZM202 46V47H201ZM210 46V48L209 49H207L208 47ZM217 46V47H216ZM234 46V47H233ZM248 46H249V48H248ZM253 46V47H252ZM262 46V47H261ZM4 47V46H3ZM144 47H146V48H144ZM148 47H149V49H148ZM156 47H157V49H156ZM168 47V48H167ZM179 47V48H178ZM181 47V48H180ZM187 48V49H185V48ZM206 47V48H205ZM212 47V48H211ZM223 47V48H222ZM230 47V48H229ZM245 47V48H244ZM177 48V49H176ZM191 48V49H190ZM197 48V49H196ZM201 50H200V49ZM242 48V49H241ZM262 48H263V50H262ZM49 49H52V48H50L49 47ZM179 49V50H178ZM194 49V50H193ZM203 49V50H202ZM204 49H206L205 51L206 52H203L204 51ZM229 49V50H228ZM251 49V50H250ZM141 50V51H142ZM160 50V51H159ZM183 50V51H182ZM185 50H187L186 51V53H183V52H185ZM191 50V51H190ZM216 50V51H215ZM227 50V51H226ZM231 50V51H230ZM50 51H52V50H50ZM177 52V55H175L176 54V52ZM193 51V52H192ZM200 51V52H199ZM208 51H209V53H208ZM245 51V52H244ZM169 52L171 53V54H169ZM189 52H191V53H193V54H191V53H189ZM200 54H199V53ZM212 52V53H211ZM228 52H229V54H228ZM241 52H243V53H241ZM6 54L8 53V52H5ZM155 55H154V54ZM173 53H175V54H173ZM180 53V54H179ZM189 53V54H188ZM198 53V54H197ZM211 53V55H209ZM263 53V54H262ZM5 54V55H6ZM158 54V55H157ZM187 54V55H186ZM196 54H197V56H196ZM202 54V55H201ZM206 54H208L207 55V58H206ZM213 54V55H212ZM152 55V56H151ZM160 55H162V57L160 56ZM165 55V56H164ZM182 55V56H181ZM184 55H186L187 57V61L185 60V56ZM191 55V56H190ZM193 55V56H192ZM199 55V56H198ZM229 55V56H228ZM144 56V57H143ZM150 56H151V58H150ZM179 57V58H176V57ZM181 56V57H180ZM192 58L191 59V62H190V60H188V59H190V57ZM203 56V58H201ZM210 57V59L211 60H209V57ZM239 56H241L240 58H239ZM260 56V57H259ZM204 57L206 58V60L204 59ZM245 57V58H244ZM144 58V59H145ZM164 58V59H163ZM182 58V59H181ZM196 58L197 59H199V60H196ZM223 58V59H222ZM260 58V59H259ZM152 59V61H150V63L153 65V66H151V64L149 63V60H151ZM153 59H154V61H153ZM156 59H158V60H156ZM174 61H173V60ZM181 61H180V60ZM205 60L204 62H203V60ZM179 60V61H178ZM186 62H185V61ZM195 60V61H194ZM263 60V61H262ZM144 61H145V63H144ZM147 61H148V63H147ZM171 61V62H170ZM179 63H178V62ZM210 61V62H209ZM233 61V62H232ZM141 62V61H140ZM174 62V63H173ZM176 62V63H175ZM181 62H183V63H181ZM188 62V63H187ZM198 62H199V66L200 67H202L205 63L207 64L206 65V67H205V65H204V67H205V69H206V71H207V74H209L210 76H211V80H210V82L209 83H211L212 84V82L213 81H215V80H217L216 82H218L219 80V82L218 83H220L219 85H222V88H223V90H225V92L223 91V93L225 94V96H224V100H223V102H226V103H224L225 104V112L223 111V112H221V108L219 109V107H218V109L216 110L215 109V107H217L215 104H216V102L214 103V106L212 105V104H210V107H209V104H208V106H207V104L206 103H211L210 101H208L207 102V98L205 97V96H207V95H205L206 93H200V90L202 91V89L200 88V90H199V88L197 89L196 87H198L197 85V83H198V81L197 80H195V78L193 79V81L195 80V82H190L189 80H191L193 77H196L197 76V74H198V77H199V74H200V72H199V70H201L199 67L197 68L196 67V64H197V66H198ZM231 62V63H230ZM88 63V62H87ZM154 63V64H153ZM156 63H161V64H156ZM170 63V64H169ZM193 63V64H192ZM81 64H83V63H81ZM144 64V65H143ZM166 64V65H165ZM178 64H179V66H178ZM187 64V65H186ZM188 64L190 65V66H193V67H191L190 68V66H189V69H191V70H188ZM203 64V65H202ZM223 64V65H222ZM228 64V65H227ZM101 65V64H100ZM112 65V64H111ZM113 65V66H114ZM135 67H134V66ZM202 65V66H201ZM96 66H99V64H97ZM102 66H104V65H102ZM102 66L100 67L99 66V68L100 69H98V71H99V73L97 74V76L99 77V78H97L96 77V84H97V86L98 87H96V90H99V89H97V88H99V87H101V85H100V83L99 82H101V83H105V79H107V81L109 82V85L108 86H110V84H112L111 82H113V81H110V80H108V78L106 77V74H105V71H106V69H105V67H103L102 68ZM141 66H144V67H141ZM161 66V67H160ZM171 66V67H170ZM178 66V67H177ZM231 66H232V68H231ZM87 67V64L85 63L84 65H82V68H81V72L83 73L82 74V76L80 77V78H82L81 80L83 81L82 83H81V86H80V88L78 87L77 88V90H78V94H77V96H76V98H77V100H78V97L80 96L79 94L80 93H82L81 94V96L82 97H79L80 99V101H81V98H83L82 99V103L84 102V100H86V101H88V94L86 93L87 91H88V85H89V81H88V76L89 75H87L86 76V69H84V68H86ZM90 67H92V66H89V69H90ZM109 67V66H108ZM112 67V66H111ZM111 67H109V68H111ZM129 67V68H128ZM197 69H196V68ZM58 68H59V71H60V69H62L61 68V66H58ZM107 68V67H106ZM122 70H121V69ZM149 68H150V71H152V73L149 71ZM176 68V69H175ZM187 69V70H184V69ZM209 68V69H208ZM101 69H103V71L101 70ZM158 69V70H157ZM165 69V70H164ZM194 69H196L195 71H194ZM261 69V70H260ZM83 70H84V72H83ZM109 70V69H108ZM137 70V71H136ZM159 70H162V71H159ZM178 70H180V71H178ZM89 71V70H88ZM112 71V70H111ZM121 71V72H120ZM149 71V72H148ZM157 71H158V73H160V74H158L157 73ZM185 72V74H184V72ZM190 71L191 72H194V73H190ZM222 71V72H221ZM260 71V72H259ZM97 72V71H96ZM113 72H114V70H113ZM128 72V73H127ZM131 72V73H130ZM141 72H139V73H141ZM174 72H176V73H174ZM196 72V73H195ZM197 72H199V73H197ZM225 72V73H224ZM130 73V74H129ZM138 72H137V74H139ZM164 73V74H163ZM183 73V75H185V76H182L181 74ZM188 73V74H187ZM230 73H232L231 75H230ZM261 73V74H260ZM102 74V75H101ZM104 74H105V76H104ZM156 74V75H155ZM177 74H178V76H177ZM194 74V75H193ZM246 74H247V76H246ZM99 75H101L102 77H100ZM116 75V76H117ZM126 75V76H125ZM130 75V76H129ZM132 75H134V76H132ZM148 75H150V76H148ZM159 75V76H158ZM161 75V76H160ZM192 77H190V76ZM209 75H208V77H209ZM237 75H239V76H237V78H236V76ZM137 76V75H136ZM156 76H158V77H156ZM169 76V77H168ZM223 76V77H222ZM246 76V77H245ZM257 76V77H256ZM106 77V78H105ZM115 77V76H114ZM126 77H128V79L126 78ZM177 77V78H176ZM181 77V78H180ZM197 77V78H198ZM226 77V78H225ZM240 77V78H239ZM120 78V79H119ZM160 78H162L161 80H160ZM212 78H213V81H212ZM247 78V79H246ZM262 78V79H261ZM62 79V78H61ZM64 79V78H63ZM62 79V80H63ZM89 79H91V77L89 76ZM100 79H102V80H100ZM125 79V80H124ZM153 79V80H152ZM163 79H164V82H163ZM166 79H168V81L166 80ZM175 79H178V80H180V82L178 81V80H175ZM181 79H184L185 81H187L188 79V81L190 82V85H189V83H188V85L190 86H188L189 88H187V87H185L186 89H184L183 88V85H182V83H181ZM187 79V80H186ZM215 79V80H214ZM224 79V80H223ZM233 79V80H232ZM245 79H246V81H245ZM80 80V79H79ZM124 80V81H123ZM155 80V81H154ZM172 80V81H171ZM173 80H174V82H173ZM235 80H238V81H235ZM259 80V81H258ZM55 80H53L52 82H54ZM59 81H61V80H59ZM98 81V82H97ZM153 81L155 82L154 84H153ZM171 81V82H170ZM177 81H178V83H180L181 85H182V87H181V85L179 84L178 85V83H177ZM187 81V82H188ZM197 81V82H196ZM224 81H225V83H224ZM240 81V82H239ZM262 81V82H261ZM57 81H55V84H57L56 83ZM64 81H62V83H63ZM81 82V81H80ZM80 82H79V84H80ZM84 82L85 83H87V84H84ZM122 82H124V83H122ZM156 82H159V83H156ZM161 82V83H160ZM168 82V83H167ZM173 82V83H172ZM228 82V83H227ZM236 82V83H235ZM245 82V83H244ZM62 83H58L57 85H60L58 88H59V90H58V92H57V94L56 95H58V93H60L59 95V99H61L62 98V100H60L59 102H60V104H59V102H57L58 104H56V105H58V106H55V108H56V110L57 109H59L60 107V105H61V103H62V101H63V103L65 102L66 104H68L69 102H70V99L71 98H75V95H74V89H72L73 87H66L67 85L69 86V84H67L66 82H64V83H66V86L65 85H61ZM63 83V84H64ZM104 83H103V85L102 86H104L105 87V89L106 88H108V86H107V84H105L104 85ZM107 83V82H106ZM127 83V84H126ZM162 83H163V85L165 86V87H163V85H162ZM171 83V85L172 84H174L173 86H171V85H169ZM176 83H177V85H176ZM192 83H194V84H196L195 86H194V84L193 85H191ZM224 83V84H223ZM233 83V84H232ZM257 83V84H256ZM160 84V85H159ZM211 84L209 85V87H212L211 86ZM242 84V85H241ZM260 84V85H259ZM54 85V84H53ZM57 85H55V86H57ZM84 85H87V86H84ZM150 85H152V86H150ZM161 85H162V87H161ZM215 85H217V83H215V82H213V86L215 87ZM225 87H224V86ZM228 85H230L233 89H231V87L230 86H228ZM239 85V86H238ZM240 85H241V87H240ZM247 86L246 88H244V86ZM63 86V87H62ZM65 86V87H64ZM107 86V87H106ZM149 86H150V88H149ZM160 86V87H159ZM168 86V87H167ZM174 86H176L175 88H174ZM177 86H179V87H177ZM191 86H194L193 88H195V89H190L191 88ZM243 86V87H242ZM256 86V87H255ZM103 87V88H104ZM155 87V86H154ZM159 87V88H158ZM254 87V88H253ZM263 87V88H262ZM56 88V87H55ZM64 88V89H63ZM67 88V89H66ZM69 88V89H68ZM86 88V89H85ZM102 87L100 88V89H102V91L99 93L98 92V95L99 94H101V95H104V92L107 90H105V89H103ZM157 88H158V90H157ZM72 90V94H71V90ZM188 89H190V90H188ZM248 89V90H247ZM60 90L63 92H60ZM70 90V91H69ZM83 90V91H82ZM84 90H86L85 91V93H84ZM105 90V91H104ZM146 90V91H147ZM151 90V91H150ZM194 91L193 93H190L189 91ZM196 90V91H195ZM199 92H198V91ZM243 90V91H242ZM245 90H246V92H245ZM260 90V91H259ZM82 91V92H81ZM104 91V92H103ZM186 91H187V95L189 94V95H191V94H194V95H197L198 93H199V95L201 96H203V98L201 97V101L202 102H200L199 100H195L194 101V98L196 99H200L199 97L200 96H198L197 95V97H195L194 95V97L191 95L190 97L188 96V100H186V102H184L185 101V99H187V95L185 94L186 93ZM248 91V92H247ZM80 92V93H79ZM166 92V93H165ZM184 92V94H182ZM198 92V93H197ZM229 92V93H228ZM231 92V93H230ZM251 92V93H250ZM255 92V93H254ZM256 92H257V94H256ZM261 92V93H260ZM227 93V94H226ZM235 93H236V95L237 96H239L240 95V93H241V99L243 98V100H241L240 99V96L239 97H237L236 95H235ZM244 93L246 94V95H244ZM250 93V94H249ZM84 94H87V95H84ZM176 94V95H175ZM231 94V95H230ZM233 94V95H232ZM56 95H54V96H56ZM79 95V96H78ZM101 95H99L98 96V99L99 100H97L96 99V97H95V106L93 107L95 110L94 111H92V115H87V113L88 112H90V111H88V110H91L92 109V107H91V104H93V103H89V101L88 102H86V104H85V102L82 104L81 102V104L85 107H83V106H81V104L79 103V100H78V105L80 104V106L78 107V105H76L75 107L78 109V112H77V109L75 108L74 109V105H72L73 106V109L77 112H73V113H68V116H69V118L71 117V118H73L74 116L75 117H78L79 119H80V121H83V122H81V124L80 123H78L77 124V122H76V120L74 121H71L72 123H67V124H64L62 127H60V128H58L59 130L57 131V132H59L60 131V133L59 134H61L62 135V137L60 138V140L62 141V140H64V141H66V142H64V141H62V142H60V143H62V146H63V150L61 149L62 148V146H61V148H59L60 146H58V148H59V150L58 151H55V153L58 155V153H59V155H58V157H55V159L53 160V158H52V154H53V150L51 151L52 153H50V150L49 149H52V143L54 142H51V141H48V142H51V143H49L50 144V146H49V144L45 141L46 140V136H45V129L44 128H42V130H40V127H39V125L36 123V119L34 120L33 118H35V117H32V116H30V115H27L28 113H24L23 112V114L25 115L26 114V116H24V118H23V122L22 123H20V125L21 126H19L18 127V129L19 130H17L16 132L17 133H20V134H18V136H15V135H17V133L14 135V133H10V134H8L12 129H11V127L10 128H7V125L6 124H4V126L2 127V125H1V127H0V131L1 132H3V133H5V137L4 138H1L0 139V142L2 141V144H3V147H2V144H0V231L2 230V232H0V258H1V261H0V264L2 263V264H4V261H6L5 262V264H9V263H7V262H9L10 261V264H22V262L24 263L25 262V264H39L38 262H40V263H44V264H47V262L49 263V261H50V263L49 264H56V263H58V264H74L73 262H75L76 261V259H74V258H76V257H78L79 258V256L82 254H79L80 252H84V251H86L85 250V248L86 249H88L89 250V248H88V246L90 245V244H93L94 245V243H93V241H92V239H93V237H88L89 235L86 233V237L84 236L85 235V227L83 226L84 224L83 223H81L79 220H78V214H76V212H75V210H74V208H71L72 206H74L73 205V202L72 201H69V199L70 198H68V197H72L71 195L69 196V192H68V194L66 193V188L68 189V187H67V185L66 186H64V183H66V182H68L67 180V178L65 177L66 175H64L63 173H62V175H63V177L65 178V181L61 178L62 176L60 175V174H58L59 172H61V169L60 168H64V167H62V165L63 166H65L66 164L68 165L69 163H73L74 164V160L76 159V160H78L79 162V164L81 165V163L82 164H85V165H87V167L88 168H90L91 169V164L92 165H98V166H101L102 167V165H100V162H101V164H102V161H100V162H98V164H96L95 162H93L95 159H94V157L96 156H94V154H95V152H91V150L93 149L92 148V144H93V141L94 140H92V137L97 133V134H99V135H97L96 134V138H97V136L98 137H101V134L106 130V126L108 125L107 124V122H109V120L113 117L112 115H115L114 114V112L116 111V108L115 109H113L112 107H111V102L113 101V100H111L112 98H113V96L114 95H116V94H113L112 93V95H110V93H109V95L107 96V98H106V100H105V98H104V96H103V100L101 101ZM105 95H107V94H105ZM158 95V96H159ZM179 95H181V96H179ZM229 95V96H228ZM235 95V96H234ZM248 95H250L249 97L251 98V101L249 102V100H250V98L248 97ZM252 95V96H251ZM254 95H257L256 96V98L254 97ZM71 96V97H70ZM74 96V97H73ZM111 96V97H110ZM161 96V95H160ZM234 96V97H233ZM245 96H246V99H247V97H248V102H247V100L245 99L244 100V98H245ZM259 96V97H258ZM85 97L87 98V99H85ZM175 97V98H174ZM179 97H180V99H179ZM237 97V98H236ZM252 97H254V98H252ZM76 98H75V100H76ZM101 98V99H100ZM108 98H111V99H109V100H111V102L108 100ZM116 97H114L113 99H114V101L112 102L113 104H114V102L116 101V99H115ZM173 98V99H172ZM176 98H178V100H176ZM185 98V99H184ZM191 98H193V99H191ZM235 99V101L237 102V104H236V102H234L233 101V99ZM261 98V99H260ZM263 98V99H262ZM175 99V100H174ZM227 99H228V101L230 102H228L227 101ZM232 99V100H231ZM253 99V100H252ZM75 100L73 99V102L74 103H76L75 102ZM96 100H97V103H96ZM173 100V101H172ZM181 100H182V102H181ZM193 102H191V101ZM206 101V103L204 102V101ZM260 100V101H259ZM66 101H68V102H66ZM178 101V102H177ZM188 101V102H187ZM192 103V105L190 104V102ZM197 101V103H196V105L194 104L195 102ZM199 101V102H198ZM231 101H233V103L231 102ZM239 101L241 102H244L243 103V105H242V103H239ZM98 102L100 103V104H98ZM101 102H103V103H105L106 104V106H104V105H102L103 103H101ZM107 102H109V104L107 103ZM174 102V103H173ZM177 102V103H176ZM260 102H261V104H260ZM263 102V103H262ZM64 103V104H65ZM71 103V102H70ZM69 103V104H70ZM76 103V104H77ZM88 103H89V105H88ZM183 105H182V104ZM187 105H186V104ZM68 104V105H69ZM85 104V105H84ZM112 104V105H113ZM179 104V105H178ZM203 104H206V106L205 105H203ZM227 104V105H226ZM230 104V105H229ZM251 104V105H250ZM255 104V105H254ZM260 104V105H259ZM263 104V105H262ZM94 105V104H93ZM92 105V106H93ZM100 105V106H99ZM102 105V106H101ZM109 106V108H108V106ZM185 105V106H184ZM189 105V106H188ZM194 105V106H193ZM86 106H87V108H86ZM97 106V107H96ZM98 106H99V108H98ZM176 106H178V107H176ZM200 106H202L201 107V109L199 108ZM203 106H205L206 107V109L204 108V109H202L203 108ZM211 106L213 107L212 108V110H210L211 109ZM241 106H243V107H241ZM246 106V107H245ZM250 106V107H249ZM59 107V108H58ZM80 107H81V109L82 110H79L80 109ZM91 109H90V108ZM98 108V109H96V108ZM105 107V109H107V111L108 110H110V112H105V109H103ZM176 107V108H175ZM194 107V108H193ZM195 107H198V108H195ZM222 107V106H221ZM233 107V106H232ZM259 107V108H258ZM55 108H54V110H55ZM84 108V109H83ZM89 108V109H88ZM189 108V109H188ZM223 108V107H222ZM250 108V109H249ZM256 108V109H255ZM102 109H103V111H102ZM191 109V110H190ZM194 109H195V111H194ZM208 109V110H207ZM248 109V110H247ZM253 109H254V112H253ZM3 110V109H2ZM83 110L86 112V115L84 114V112H83ZM93 110V109H92ZM115 110V111H114ZM176 110V111H177ZM185 110V111H184ZM188 110V111H187ZM193 110V111H192ZM196 110L198 111V112H196ZM202 110V111H201ZM210 110V111H209ZM213 110H215L214 112H213ZM220 110V111H219ZM224 110V109H223ZM81 111V112H80ZM114 111V112H113ZM199 111H201L200 113H199ZM206 111V114H204V112ZM208 111V112H207ZM218 111H219V113H218ZM247 113H246V112ZM251 111V112H250ZM2 112H4V111H2ZM83 112V113H82ZM188 112V113H187ZM203 112V115L201 116V113ZM212 112V113H211ZM245 112V113H244ZM256 112V113H255ZM260 112V113H259ZM103 113V114H102ZM109 113V117L106 115V114H108ZM195 113V114H194ZM222 113V114H221ZM237 113V114H236ZM240 113V114H239ZM244 115H243V114ZM4 113H2V116H4L3 115ZM72 114L74 115V116H72ZM174 116L175 115V119H174V117H173V119H172V116ZM176 114H177V116H182V117H177L176 116ZM188 114V115H187ZM199 114V115H198ZM211 114V117L210 116H208V115H210ZM215 114H216V116H215ZM218 114H220V115H218ZM228 114V115H227ZM78 115V116H77ZM81 115V116H80ZM105 115L107 116V117H105ZM118 115H120V114H118ZM117 115V116H118ZM192 117H191V116ZM213 115H214V117H216V118H213V119H210V118H212L213 117ZM222 115V116H221ZM237 115H240V116H237ZM242 115H243V117H242ZM257 115V116H256ZM1 116V114H0V123L2 124V122L4 121L3 120V118L4 117H2ZM27 116H28V118L31 120V118L30 117H32V120L30 121L29 119H27ZM116 116V115H115ZM116 116V117H117ZM171 116V117H170ZM187 116V117H186ZM221 116V117H220ZM248 116L250 117V118H248ZM101 117V118H100ZM103 117V118H102ZM116 117H114L115 118V120H118V121H116V123H121V118H116ZM172 119V120H170V118ZM199 117H202V119L200 118L199 119ZM206 117V118H205ZM207 117H209V118H207ZM223 117H224V119H223ZM70 118V119H71ZM100 118V119H99ZM107 118V119H106ZM180 118V119H179ZM187 118V119H186ZM205 118V119H204ZM246 118V119H245ZM262 118V119H261ZM21 119V118H20ZM25 119V120H24ZM75 119V118H74ZM87 119V121L85 122V120ZM89 119H93L92 120V122H91V120H89ZM104 119V120H103ZM194 119H195V121H194ZM198 119V120H197ZM207 121L206 123H205V121ZM207 119H209V120H207ZM218 119V120H217ZM221 119V121H219ZM239 119V120H240ZM257 119V120H256ZM3 120V121H2ZM120 120V121H119ZM124 120V119H123ZM164 120V121H165ZM182 120V121H181ZM184 120H186V122L184 121ZM194 122H193V121ZM201 120V121H200ZM263 120V121H262ZM26 121V122H25ZM27 121H29V122H27ZM70 121V120H69ZM89 121V124L87 123ZM130 122L131 121H133V120H129ZM163 121V122H164ZM173 121L171 122V123H169V124H171V125H168L169 127L171 126V129H172V126H173ZM191 121V122H190ZM198 121V122H197ZM209 121V122H208ZM210 121H212L211 122V124H210ZM215 123H214V122ZM217 121V122H216ZM225 121V122H224ZM244 121V122H243ZM260 121V122H259ZM262 121V122H261ZM19 122H21V120L19 121ZM30 122H32V123H30ZM34 122H35V124H34ZM104 122V125L102 124ZM182 122V123H181ZM205 124H204V123ZM247 124H246V123ZM25 123V124H24ZM26 123H28V124H26ZM82 123H85V124H83V126H82ZM96 123V124H95ZM176 123H174V124H176ZM221 123V124H220ZM244 123H245V125H244ZM263 123V124H262ZM22 124H24V126H22ZM31 124V125H30ZM37 124V127L36 126H34V125H36ZM72 124V125H71ZM88 124V125H87ZM107 124V125H106ZM122 124L124 125V122H122L121 123V125L120 126H122ZM131 124H135V122L134 123H131ZM186 124V125H185ZM208 124V125H207ZM215 124V125H214ZM223 124V125H222ZM226 124H228V125H226ZM6 125V126H5ZM69 125V126H68ZM98 125H99V127L100 126H102V128L100 129V128H98ZM126 125H127V123H126ZM183 125H185V126H183ZM189 127H188V126ZM201 127V129H200V127ZM206 125V126H205ZM210 125L211 126H213V127H210ZM27 126V127H26ZM64 126H67V127H64ZM71 126H72V128H71ZM76 126V127H75ZM78 126V127H77ZM127 126H129V125H127ZM130 126H132V125H130ZM167 126V127H168ZM203 126V127H202ZM208 126V127H207ZM228 126V127H227ZM258 128H257V127ZM4 127H6V128H4ZM25 127V128H24ZM33 127V128H32ZM35 127V128H34ZM69 127H70V129H69ZM108 127V126H107ZM113 127H114V125H113ZM196 127V128H195ZM199 127V128H198ZM216 127H217V130H216ZM262 127H263V129H262ZM2 128V129H1ZM23 128V129H22ZM63 128V129H62ZM80 128V129H79ZM86 128V129H85ZM95 129L94 131H96V132H94L93 131V133H92V129ZM190 128V129H189ZM206 128H208V129H206ZM226 128V129H225ZM247 128V129H246ZM3 129H5L4 131H3ZM35 129V130H34ZM65 129V130H64ZM170 129V128H169ZM8 130V131H7ZM30 130V131H29ZM53 130V129H52ZM52 130H49V131H46V135H47V133H48V135L47 136H51L52 134H49V132L51 133L52 132ZM75 130V131H74ZM84 130V131H83ZM168 130V129H167ZM184 130V131H183ZM196 130V131H195ZM220 130V131H219ZM227 130V131H226ZM258 130H260V131H258ZM7 133H6V132ZM19 131H21V132H19ZM24 131V132H23ZM34 131H35V133H34ZM38 131V132H37ZM40 131H42V132H44V134L43 133H40ZM54 131V130H53ZM81 131V132H80ZM100 131V132H99ZM108 131H109V129H108ZM108 131H105V133H107ZM189 131V132H188ZM191 131V132H190ZM198 131V132H197ZM225 131V132H224ZM240 131V134H242L243 132H241ZM27 132V133H26ZM85 132V133H84ZM89 132V133H88ZM208 132H210V133H208ZM213 132V133H212ZM215 132V133H214ZM224 132V133H223ZM21 133H22V135H23V138L22 139H20V136H21ZM26 133V134H25ZM34 133V134H33ZM53 133V135L49 138V140H53V136L55 135V132H52ZM66 133V134H65ZM95 133V134H94ZM186 133L187 134H189V137H190V139H188L189 137H188V135H186ZM207 133V134H206ZM216 133H217V135H216ZM259 133H260V135H259ZM2 136H0V137H3L4 135L2 134V133H0ZM29 136H28V135ZM42 134V135H41ZM65 134V135H64ZM92 134H94V135H92ZM209 134V135H208ZM220 134H222V135H220ZM258 134V135H257ZM8 135H10L11 137H9ZM30 135H33V136H30ZM37 135H39V136H37ZM44 135V136H43ZM72 135H73V137H72ZM82 135V136H81ZM103 135H104V133H103ZM200 135V136H199ZM202 135V136H201ZM207 135V136H206ZM220 135V136H219ZM26 136V137H25ZM43 137V138H41V137ZM66 137V138H64V137ZM71 136V137H70ZM87 136V137H86ZM222 136V137H221ZM225 136H226V138H225ZM231 137V138H229V137ZM233 136V137H232ZM12 137H13V139H12ZM14 137L16 138V140H17V137L19 138L17 141L15 140L14 141ZM35 137H36V140H35ZM188 137V138H187ZM219 137V138H218ZM256 137V138H255ZM5 138L7 139V138H9V140L7 139L6 141H5ZM12 140H11V139ZM30 138H31V142H30ZM71 138V139H70ZM81 138V139H80ZM221 138V139H220ZM260 138V139H259ZM27 139V140H26ZM29 139V140H28ZM34 141H33V140ZM37 139H39V141L37 140ZM48 139V138H47ZM93 139H94V137H93ZM188 139V140H187ZM201 139V140H200ZM205 139V140H204ZM217 139V140H216ZM219 139V140H218ZM227 139V140H226ZM4 140V141H3ZM23 141L24 143H22V142H20V141ZM41 140H42V142H44V143H42L41 142ZM85 140V141H84ZM187 140V141H186ZM193 142H192V141ZM198 140V141H197ZM211 140V141H210ZM215 140V141H214ZM258 140V141H257ZM261 140V141H260ZM10 143H9V142ZM31 143V145L28 147L27 146V143H29V142ZM81 143H80V142ZM186 141V142H185ZM197 143H196V142ZM222 141V142H221ZM233 143H232V142ZM3 142H5V145H4V143ZM6 142L8 143V144H6ZM11 142H12V144L13 145H11L10 146V148H8L9 147V145L11 144ZM18 142V143H17ZM19 142H20V148H21V151H20V148H19ZM32 142H33V144H32ZM85 142V143H84ZM88 142V143H87ZM205 142H207V143H205ZM221 142V143H220ZM231 142V143H230ZM21 143H22V145H21ZM35 143H36V145H35ZM47 143V144H46ZM70 143H72V144H70ZM76 143V144H75ZM92 143V144H91ZM197 145H196V144ZM199 143H200V145H199ZM231 144V145H228V146H226L227 144ZM17 144V145H16ZM23 144H25V146L26 147H24V145ZM40 145V147H39V145ZM47 146H46V145ZM68 144V145H67ZM74 144V145H73ZM78 144V145H77ZM84 144V145H83ZM87 144V145H86ZM91 144V148L89 147V145ZM191 144V145H192ZM205 144V145H204ZM219 144V145H218ZM258 144H260V145H258ZM16 146V147H13V146ZM44 145V146H43ZM72 145V146H71ZM86 145V146H85ZM202 145H203V147L204 148H202ZM210 145V146H209ZM217 145V146H216ZM221 145H225L224 147H226V148H222L221 147ZM6 146H7V149H12V150H10L11 152L10 153H8V151H7V149H6ZM18 146V147H17ZM22 146V147H21ZM34 148H32V147ZM36 146H37V151H36ZM43 146V147H42ZM49 146V147H48ZM69 146V147H68ZM74 146V147H73ZM84 146V147H83ZM87 146H88V148H87ZM198 146H200V148L198 147ZM219 146V147H218ZM82 147H83V149H84V151H83V149H82ZM196 147H198V148H196ZM228 147V148H227ZM229 147H230V149H229ZM260 148L261 149V152H259V154H256V152H257V149L258 148ZM48 148V149H47ZM66 148V149H65ZM71 148V149H70ZM72 148H73V150H72ZM90 148V151L88 150ZM196 148V149H195ZM209 148H210V150H209ZM212 148V149H211ZM4 151H3V150ZM28 149H32V152L34 153V151H36L35 153L36 154H38V152L39 151H41L42 153H40V154H38V156L37 155H35V153L34 154H32L31 153V151L29 152L28 151ZM40 149V150H39ZM75 149V150H74ZM218 149V150H217ZM221 149H222V151H221ZM260 149H259V151H260ZM264 149V148H263ZM22 150H23V152H22ZM25 150V151H24ZM39 150V151H38ZM45 150H47V151H49V152H47V151H45ZM63 151L64 153H62L61 151ZM65 150H66V153H65ZM67 150H68V152H67ZM81 150H82V152H81ZM215 150V151H214ZM13 151V152H12ZM87 151V152H86ZM224 151V152H223ZM230 151H226V152H230ZM19 152H21L23 155H25V156H23L22 154H20ZM27 152V153H26ZM90 152V153H89ZM214 153V154H211V153ZM220 152H223V153H220ZM5 153H8V155L6 154L5 155ZM29 153L32 155V160L34 161V162H32V160H31V157H30V155H29ZM45 153V154H44ZM83 153H85V154H83ZM94 153V154H93ZM254 153V154H253ZM258 153V152H257ZM2 154L3 155H5L6 156V158L4 159V157L2 156ZM15 154V155H14ZM90 154V155H89ZM226 154V153H225ZM10 155V156H9ZM13 155V156H12ZM22 156V159H20L21 157L20 156ZM34 155V156H33ZM41 155H46L45 157L44 156H41ZM49 157H48V156ZM62 155V156H61ZM67 155V156H66ZM74 155V156H73ZM83 155V156H82ZM85 155H87V156H85ZM92 155V156H91ZM257 155H259V156H261V158L259 157V156H257ZM8 156V157H7ZM19 158H18V157ZM27 156H29V157H27ZM51 156V157H50ZM64 156V157H63ZM78 156V157H77ZM90 156H91V159H90ZM223 155H221V157H222ZM251 156L249 157V158H247L248 160H247V163H246V161H244V163L245 164H243V166H245L246 168H247V166L246 165H250V163H249V160H250V162H251V160H253V158H251ZM11 157V158H10ZM13 157V158H12ZM62 157V158H61ZM74 157H77V158H75V159H73ZM79 157H80V159H79ZM87 157V159L85 160V158ZM255 157V158H256ZM2 158V159H1ZM17 158V159H16ZM28 158V159H27ZM30 158V159H29ZM41 158V159H40ZM47 158V159H46ZM66 158V160H64ZM70 158V159H69ZM83 158V159H82ZM251 158V159H250ZM255 158H254V160H255ZM11 159V160H10ZM15 159V160H14ZM26 159V160H25ZM52 159V160H51ZM63 159V160H62ZM81 159L82 160H84L85 161V163H83L82 161H81ZM149 159V158H148ZM147 159V160H148ZM219 159H220V157H219ZM4 160V161H3ZM22 162H21V161ZM29 160H31L30 162H28V164H27V166L25 165V163L24 162H26L27 163V161H29ZM37 160H40V161H37ZM43 160V161H42ZM47 160V161H46ZM50 160V161H49ZM57 160H58V163H57ZM71 162H70V161ZM253 160V161H254ZM12 161V162H11ZM17 161H19V162H17ZM44 161H46L45 163H44ZM66 161V162H65ZM86 161H87V163H86ZM89 161H90V163L91 164H89ZM252 161V162H253ZM260 161H263V160H260ZM6 162V163H5ZM14 162V163H13ZM31 162L34 164V163H37L38 164V166H37V164H34L35 166H34V168H33V164L31 165V168L30 169H34V171L36 172L35 174H34V171H32L31 170V172H32V174H29V173H31L30 171H29V167H30V164H31ZM39 162V163H38ZM251 162V164H253ZM13 163V164H12ZM23 165H22V164ZM41 163V164H40ZM63 163V164H62ZM5 164V165H4ZM7 164V165H6ZM21 164V165H20ZM56 164H59V165H56ZM147 164H148V162H147ZM5 166V168H4V166ZM11 165H12V167L13 168H9V167H11ZM15 165V166H14ZM41 165V166H40ZM55 165V166H54ZM72 164H70L69 166H71ZM75 165V164H74ZM84 165V168H86V166ZM9 166V167H8ZM40 166V167H39ZM58 168H57V167ZM59 166H61L60 168H59ZM82 166V165H81ZM97 166V167H98ZM251 167L253 166V167H255L256 166V162H255V164L254 165H250ZM249 166V167H250ZM22 167V168H21ZM25 167V168H24ZM38 169H37V168ZM44 167H46V168H44ZM93 167H95L96 168V166H93ZM92 167V168H93ZM248 167V168H249ZM252 167V169H253V171L254 170H256V171H250L251 170V168H249V169H247V170H249V172H251V173H249V172H247V170H243V169H246V168H242V165H241V170H239L240 171V173H241V171L243 170V172H244V174L245 175H240V173H239V175L240 176H246V177H244V179H246L247 178V176H250V178L251 177H254V176H257V174H255V173H257V167L254 169ZM27 168V169H26ZM51 168V169H50ZM53 168V169H52ZM88 168H86V169H84L86 172H87V170H88ZM7 169V170H6ZM10 169V170H9ZM22 169V170H21ZM25 169V170H24ZM42 169V170H41ZM45 169H46V171H45ZM48 169V170H47ZM89 169V170H90ZM98 169H100V167H98ZM2 170H3V172H2ZM14 170V171H13ZM28 170V171H27ZM38 170H40V172L38 171ZM52 170H54V171H52ZM88 170V171H89ZM102 170V169H101ZM7 171V172H6ZM39 173H38V172ZM58 171V172H57ZM100 171V170H99ZM10 172V173H9ZM13 172V173H12ZM19 172V173H18ZM23 174H22V173ZM242 172V173H243ZM2 173V174H1ZM5 173V174H4ZM45 173V174H44ZM56 175H55V174ZM85 172L83 171V174H84ZM246 173H248V174H246ZM254 173V176H252V174ZM4 174V175H3ZM7 174H9V175H7ZM17 174V175H16ZM43 174L44 175H46V176H43ZM250 174V175H249ZM19 175V176H18ZM27 175H29L28 177H29V179H27L28 177H27ZM36 176V177H34V176ZM59 175V177H57V178H60V179H58L57 180V178H56V176H58ZM17 176V177H16ZM23 176V177H22ZM47 176H48V178H47ZM15 179H14V178ZM22 177V178H21ZM25 177V178H24ZM32 177H33V179H32ZM38 177V178H37ZM42 177V178H41ZM258 177H259V174H258ZM36 178V179H35ZM243 178V177H242ZM249 178V177H248ZM3 179V180H2ZM10 179V180H9ZM14 179V180H13ZM20 179V180H19ZM22 179V180H21ZM27 181H26V180ZM38 179H40V180H38ZM45 179V180H44ZM48 179V180H47ZM52 179H55V181L54 180H52ZM67 179V180H66ZM251 179H253V178H251ZM251 179L249 180L250 182H247L246 183V185L248 184V183H250V184H248L247 186H246V190H243L242 191V194H243V198H242V200H241V198H240V201H238L237 203H236V205H237V207L235 208V212H237L236 214H237V216H239V220H237V218L235 219V221L237 222H235L234 221V223H233V225L235 226L234 227V233L235 234H237L236 236H235V239H237L236 241H237V244H236V246L237 245H239V246H241V248L239 249V250H242L241 251V253H243V254H241V263H244V261L246 260L247 261V258H249L248 260L250 261V257H249V255L251 254V252H252V244H256V246H254L253 247V249H255V250H258V252H260V248H261V246H262V243H264V239H263V231H264V224L262 225V226H260L261 225V222H264V188L262 189L261 187H264V184L262 183L263 181L262 180H259V181H262L261 182V184H260V182L258 183L257 182V180L259 179H257V177L255 178L256 179V182H254V180H252L251 181ZM19 180V181H18ZM25 180V181H24ZM29 180V181H28ZM34 180V181H33ZM37 180V181H36ZM42 180V181H41ZM63 180V181H62ZM22 181V183H20ZM33 181V184H37L38 186H36V184L35 185H33V187L35 188V186H36V188L35 189H37V191L38 192H36L35 191V189L34 188H32L35 192H36V194H34L35 192H33L32 191V189H31V187H32V182ZM36 181V182H35ZM49 181H51V182H49ZM87 181V180H86ZM15 182V183H14ZM20 184H19V183ZM27 182V183H26ZM31 183V185L29 184V183ZM35 182V183H34ZM56 182H58L57 183V185H56ZM63 182V183H62ZM251 182H252V184H254V185H252L251 184ZM43 183H46V184H44L43 185ZM69 183H70V181H69ZM69 183H67L68 184V186H69ZM256 183V184H255ZM9 184V185H8ZM26 184V185H25ZM48 184H50V186L52 185V184H54V186H49ZM62 184V185H61ZM262 184H263V186H262ZM7 185V186H6ZM30 185V186H29ZM39 185H40V187H39ZM48 185V186H47ZM60 185V186H59ZM251 185V186H250ZM6 186V187H5ZM41 186H42V188H41ZM58 186V187H57ZM71 186V185H70ZM261 186V187H260ZM15 187V188H14ZM28 187L30 188V189H28ZM38 187V188H37ZM45 187H46V189H45ZM54 187V188H53ZM25 188V189H24ZM53 188V189H52ZM260 188V189H259ZM21 189H23L24 190V193H23V190H21ZM28 189V190H27ZM42 189V190H41ZM64 189V190H63ZM71 189V188H70ZM253 189V190H252ZM48 190V191H47ZM63 190V191H62ZM248 190V191H247ZM263 190V191H262ZM19 191H21L22 193H21V195L20 194H18V193H20ZM28 191V192H27ZM30 191H32V192H30ZM43 191V192H42ZM54 191V192H53ZM246 191V192H245ZM13 192V193H12ZM47 192H48V195H46L45 196V194H47ZM58 192H59V194H58ZM3 193L5 194V195H3ZM7 193V194H6ZM17 193V194H16ZM30 193H32L31 195H32V199H31V195H30ZM64 193H65V195H64ZM28 194V195H27ZM39 194V195H38ZM58 196H57V195ZM66 194L68 195V196H66ZM254 194V195H253ZM25 195V196H24ZM35 195V196H34ZM57 197V199H56V197ZM252 195V196H251ZM259 195V196H258ZM262 195V196H261ZM2 196V197H1ZM5 196V197H4ZM11 196V197H10ZM15 196V197H14ZM23 196V197H22ZM28 196V197H27ZM38 196V198L39 197H41V198H39V200H41V201H37L36 199H38V198H36V199H34V200H36V201H34L33 200V198L34 197H37ZM54 196V197H53ZM62 196V197H61ZM64 196V197H63ZM18 197V198H17ZM19 197H20V199H19ZM30 197V198H29ZM45 197H47V198H45ZM52 197H53V199H52ZM58 197L60 198V200L58 199ZM67 197V198H66ZM259 197V198H258ZM6 198V199H5ZM26 198H28L27 200L29 201H27V200H25ZM45 198V199H44ZM50 198V199H49ZM263 198V199H262ZM14 199V200H13ZM29 199H31L32 200V203H31V200H29ZM44 199V200H43ZM56 199V200H55ZM254 199V200H253ZM12 200H13V202H12ZM19 200H20V202H19ZM22 200V201H21ZM50 200V201H49ZM71 200V199H70ZM257 200V201H256ZM5 201V202H4ZM26 201V202H25ZM57 203H56V202ZM62 201V202H61ZM22 202V203H21ZM33 202L36 204V205H33ZM36 202H38V203H36ZM41 202V203H40ZM64 202V203H63ZM69 204H68V203ZM6 203H7V205H6ZM10 203V204H9ZM21 203V204H20ZM47 203V204H46ZM50 203V204H49ZM67 203V204H66ZM5 204V205H4ZM17 204V205H16ZM27 204V205H26ZM38 204H39V206H38ZM42 204H45V205H42ZM55 204V205H54ZM64 204V205H63ZM240 204V205H239ZM256 204V205H255ZM19 205V206H18ZM24 205V206H23ZM47 205V206H46ZM49 205V206H48ZM59 205V206H58ZM69 205V206H68ZM238 205H239V207H238ZM11 208H10V207ZM34 208V210L33 209H31L32 207ZM36 206H38L37 208H36ZM40 206H43V209H42V207H41V209L39 208ZM44 206H46L45 208H44ZM65 206V207H64ZM8 208V209H6V208ZM18 207V208H17ZM27 207V208H26ZM55 207V208H54ZM62 207V208H61ZM66 207H68V208H66ZM235 207V206H234ZM254 207V208H253ZM3 208V209H2ZM12 209V210H10V209ZM18 210H17V209ZM25 208H26V210L27 211H25ZM51 208H54V209H51ZM57 208H60V209H57ZM243 208V209H242ZM30 209H31V211H32V213H33V211L36 213V211H37V209H38V212L37 213H39V214H32V213H30L31 211H30ZM35 209H36V211H35ZM40 209V210H39ZM48 209V210H47ZM65 209V210H64ZM239 209V210H238ZM247 209V210H246ZM255 209V210H254ZM263 209V210H262ZM57 210V211H56ZM60 210H61V212H60ZM64 210V211H63ZM71 210H74V212L73 211H71ZM238 210V211H237ZM3 211H5V212H7L6 213V216L7 217H5V212H3ZM22 211V212H21ZM40 211V212H39ZM44 211V212H43ZM45 211H46V213H45ZM67 211V212H66ZM257 211V212H256ZM3 212V213H2ZM9 212V213H8ZM20 212V213H19ZM25 212V213H24ZM29 212V213H28ZM47 212H49V213H47ZM57 212V213H56ZM69 212H70V214H76L75 216H77L76 218H75V216H70V214H69ZM72 212V213H71ZM1 213H2V215H1ZM12 213V215H10ZM28 215H27V214ZM44 213V214H43ZM53 213V214H52ZM59 213V214H58ZM240 213H242V214H240ZM15 214V215H14ZM19 214H21L20 216H19ZM42 214H43V216H42ZM49 216H48V215ZM50 214H52V216L50 215ZM55 214H56V216H55ZM58 214V215H57ZM27 215V216H26ZM33 217V215L34 216H36V215H38V217L39 218H43L44 216L46 217H44L45 218V221H47L46 223H47V225L46 224H44V223H42L44 220V218L41 220V219H39L37 216L36 217H33V219L35 220L34 222H40V223H42L43 224V227L41 226V224L40 223H37L36 222V224L38 225V227H39V225H40V227L38 228V230H40L41 231V233H40V231H36L37 230V225H34V226H36L35 228H33V220H31V216ZM62 217V218H60V216ZM251 215V216H250ZM30 216V217H29ZM51 216V217H50ZM65 216H69V217H65ZM260 216H262L261 218H260ZM2 217V218H1ZM4 217V218H3ZM14 217V218H13ZM21 217H23L24 219H22ZM48 217V218H47ZM64 217V218H63ZM72 217V219L71 220H68V218H71ZM74 217V218H73ZM253 217V218H252ZM21 218V219H20ZM28 218V219H27ZM36 218V219H35ZM3 219V220H2ZM9 219H13V220H16L15 222H17L16 224H15V222L13 221V223H12V220L10 221ZM37 219H39V220H37ZM52 219V220H51ZM57 221H56V220ZM60 219V220H59ZM62 219V220H61ZM77 221H76V220ZM258 219V220H257ZM9 220V221H8ZM22 220H24V221H22ZM26 220H27V222H26ZM31 220V221H30ZM41 220V221H40ZM49 220V221H48ZM53 222L54 221V223L52 224L51 223V221ZM64 220V221H63ZM21 221V222H20ZM31 222V224H30V222ZM59 221V222H58ZM253 221V222H252ZM7 222V223H6ZM10 222L12 223L11 224V226H13V228L12 227H10L9 225H10ZM19 222V223H18ZM48 222H49V224H48ZM69 222V223H68ZM245 222V223H244ZM4 223V224H3ZM56 223H57V225H59V226H57L56 225ZM255 223V224H254ZM6 224V225H5ZM13 224H15L16 226L14 227V225ZM17 224H18V226H17ZM27 224V229L25 228V225ZM51 224V225H50ZM65 224V225H64ZM69 224V225H68ZM77 224H79V228H78V226H77ZM247 224V225H246ZM260 224V225H259ZM5 225V226H4ZM29 225V226H28ZM30 225L32 226V229H35V230H33L34 232H32L31 233V231H32V229H31V227H30ZM52 225H53V229H52ZM71 225H73V228H71L72 226ZM80 225L82 226V227H80ZM255 226V227H253V226ZM257 225H259V226H257ZM7 226V227H6ZM24 226V227H23ZM47 226H49L52 230H54L55 232L53 233L52 232V230L49 228V227H47ZM55 226V227H54ZM58 228H57V227ZM65 226V227H64ZM248 226V227H247ZM4 229H3V228ZM17 227V228H16ZM28 227H30V229H28ZM47 227V228H46ZM60 227V228H59ZM75 227H76V229H75ZM245 227V228H244ZM259 229H258V228ZM2 228V229H1ZM10 228V229H9ZM12 228V229H11ZM19 228H21V229H19ZM42 228V229H41ZM50 230H49V229ZM262 228V229H261ZM6 229V230H5ZM8 229V230H7ZM20 230V231H18V230ZM23 229V230H22ZM26 229V230H25ZM43 229H45V230H43ZM58 229V230H57ZM61 229V230H60ZM67 229V230H66ZM72 229V230H71ZM78 229V230H77ZM86 229H89V228H87V226H86ZM240 229V230H239ZM17 230V231H16ZM22 230V231H21ZM43 230V231H42ZM48 230V231H47ZM77 230V231H76ZM249 232H248V231ZM261 230V231H260ZM10 231V232H9ZM61 231V232H60ZM72 231H74V232H72ZM81 231V232H80ZM82 231H84V232H82ZM252 233H251V232ZM260 231V232H259ZM5 232V233H4ZM14 232V233H13ZM19 233V234H17V233ZM25 232V233H24ZM27 232V233H26ZM28 232H30V233H28ZM48 232V233H47ZM60 232V233H59ZM62 232H64V233H62ZM72 232V233H71ZM86 232H88V231H86ZM90 232V231H89ZM88 232V233H89ZM7 233H10V234H7ZM20 233H21V235H20ZM24 233V235H22ZM34 233V234H33ZM37 233V234H36ZM40 233V234H39ZM47 233V234H46ZM82 233V234H81ZM254 233V234H253ZM261 233V234H260ZM26 234H27V236H26ZM44 234V235H43ZM46 234V235H45ZM57 234V235H56ZM61 236H60V235ZM64 234H65V236H64ZM90 234V233H89ZM241 234V235H240ZM256 234V235H255ZM258 234H259V236H258ZM6 235V236H5ZM9 237H8V236ZM11 235V236H10ZM31 235H33V237L31 236ZM36 235V236H35ZM68 235V236H67ZM73 237H72V236ZM74 235H75V238H74ZM91 235V234H90ZM239 235V236H238ZM260 235H261V238L263 239H261L260 238ZM2 236V237H1ZM32 237V239H31V237ZM38 236H40V237H38ZM44 236V237H43ZM53 236H54V239L52 240V238H53ZM56 236V237H55ZM65 237V242H64V237ZM253 236V237H252ZM3 237H5V238H3ZM12 237V238H11ZM27 237V238H26ZM38 238V240H39V238H40V240H39V242H37L38 240L37 239H35V238ZM87 237H88V239H87ZM237 237V238H236ZM240 237V238H239ZM249 237V238H248ZM8 238V239H7ZM9 238H11V241H10V239ZM16 238V239H15ZM18 238H20V239H18ZM26 238V239H25ZM29 238V239H28ZM50 238V239H49ZM57 238V239H56ZM59 238V239H58ZM69 238H71V240L69 239ZM86 238V239H85ZM90 238H91V240H90ZM238 238H239V240H238ZM243 238V239H242ZM247 238H248V240H247ZM253 238V239H252ZM5 239H6V242H5ZM19 240V242L20 243H18V242H16V240ZM26 240V241H24V242H22L23 240ZM57 240V242H56V240ZM75 239V240H74ZM79 239V240H78ZM81 239V240H80ZM9 240V241H8ZM17 240V241H18ZM35 240V241H34ZM48 240H50V241H48ZM63 240V241H62ZM67 240V241H66ZM145 240H146V238H145ZM243 240V241H242ZM34 241V242H33ZM60 241V242H59ZM71 241H72V244H74V247H73V245L71 244ZM82 241V242H81ZM92 241V242H91ZM255 241H256V243H255ZM259 241V242H258ZM30 245L31 244V242H32V246L30 245H28L27 243ZM240 242V243H239ZM7 243V244H6ZM19 244L18 246L17 245H14V244ZM24 243H25V245H24ZM34 243V244H33ZM40 243V244H39ZM42 243V244H41ZM64 243V244H63ZM80 245H79V244ZM83 243V244H82ZM87 243V244H86ZM236 243V242H235ZM3 244V245H2ZM13 244V246H11ZM50 244V245H49ZM54 244V245H53ZM241 244V245H240ZM258 244V245H257ZM259 244H261V245H259ZM23 245V246H22ZM39 245H41V247L39 246ZM60 245V246H59ZM64 245H66L65 247H64ZM92 245V246H93ZM245 245V246H244ZM252 245V246H251ZM3 247V249H2V247ZM8 246V247H7ZM16 248H15V247ZM22 246V247H21ZM37 246V247H36ZM56 246V247H55ZM68 246V247H67ZM239 246H237V247H239ZM260 248H259V247ZM21 247V248H20ZM33 247V248H32ZM34 247H36L37 249H35V250H33L34 249ZM39 247V248H38ZM54 247V248H53ZM63 247V248H62ZM84 248V249H82V248ZM256 247H258V249L256 248ZM10 248H11V250H10ZM14 248V249H13ZM19 248V249H18ZM32 248V250L30 251V249ZM50 248V249H49ZM57 250H56V249ZM67 248V249H66ZM68 248H70L69 250H68ZM74 248V249H73ZM2 249V250H1ZM6 249V250H5ZM25 249V250H24ZM48 249V250H47ZM80 249V250H79ZM82 249V250H81ZM90 249H92V247H91V245H90ZM19 250V251H18ZM24 250V251H23ZM38 250V251H37ZM51 250H53V253H52V251ZM54 250L56 251V253H57V251L60 253V256L62 257V258H60V256L58 255V254H56V253H54ZM63 250H65L67 253H65V251H63ZM75 250V251H74ZM76 250H77V252H76ZM254 250V252H252L253 254V256L255 257H257V256H259V253H257V251H255ZM2 251V252H1ZM9 251V252H8ZM11 251V252H10ZM16 251V252H15ZM34 252V256H33V253H32V255H30V254H27V252ZM37 251V252H36ZM45 251V252H44ZM61 251V252H60ZM69 251V252H68ZM71 251H72V255H71ZM90 251V250H89ZM248 251V252H247ZM4 252V253H3ZM7 252L9 253V254H7ZM36 252V253H35ZM18 255V256H16V254ZM43 253V254H42ZM50 253V254H49ZM63 253V254H62ZM87 253H88V251H87ZM246 253V254H245ZM4 254V255H3ZM6 254H7V256H6ZM14 254V255H13ZM20 254V255H19ZM23 254H24V256H23ZM26 254V255H25ZM35 254H36V256H35ZM38 254V255H37ZM53 254H55V256L56 257H54L53 258ZM70 254V255H69ZM258 254V255H257ZM41 255V256H40ZM53 255V256H52ZM66 255V256H65ZM69 255V256H68ZM76 257H75V256ZM79 255V256H78ZM82 255H85V256H87L86 255V252L85 253H83ZM81 255V256H82ZM252 255H250V256H252ZM31 256V257H30ZM48 256V257H47ZM59 257V259H58V257ZM74 256V257H73ZM81 256H80V258H79V260H82L81 259ZM245 258H244V257ZM18 257V258H17ZM21 257H22V259H21ZM30 257V258H29ZM37 257V258H36ZM48 259H47V258ZM71 257V258H70ZM84 257V256H83ZM82 257V258H83ZM6 258H7V260H6ZM26 258H29V259H27L26 260ZM39 258H41V260L43 261V259L45 258L46 260H49V261H47L46 263H45V259H44V262H41L40 260H39ZM50 258V259H49ZM68 258H70V259H72V260H69ZM242 258H243V262H242ZM11 259V260H10ZM19 259V260H18ZM23 259H25V261H23ZM32 259V260H31ZM51 259H52V261L54 260V262H52L51 261ZM84 259V258H83ZM29 260H30V262H29ZM39 260V261H38ZM57 260V261H56ZM60 260V261H59ZM28 261V262H27ZM59 261V262H58ZM62 261V262H61ZM123 260L121 259V257H120V259L118 260V264H121V262H122ZM245 261V262H246ZM19 262V263H18ZM21 262V263H20ZM69 262V263H68ZM71 262V263H70ZM125 262V261H124ZM123 262V263H124ZM76 263H78V259H77V261L75 262V264ZM247 263V262H246Z\"/></svg>",
	"mask_w": 264,
	"mask_h": 264
}]
</instances>
